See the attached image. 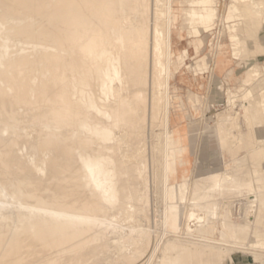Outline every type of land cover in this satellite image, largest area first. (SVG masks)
I'll return each instance as SVG.
<instances>
[{"label": "bare ground", "instance_id": "6f19581e", "mask_svg": "<svg viewBox=\"0 0 264 264\" xmlns=\"http://www.w3.org/2000/svg\"><path fill=\"white\" fill-rule=\"evenodd\" d=\"M13 1H16V0H13ZM22 1V0H21ZM20 0L18 1L19 3L21 2ZM30 2L29 3H31V1H36V0H29ZM41 0H39V1H37L38 3L40 2ZM44 1H46V0H43L42 1V3L44 2ZM52 1H56V0H52ZM59 2H60V0H58ZM58 1H56L55 3H57ZM80 2V0H62V3H60L59 4V2H58V4H59V7H60V9H63V10H59V12L61 11L62 12V15H63V17H61L62 15L60 14V16H59V12H58V9H59V7L57 8V6H56V9H53V7L56 5H50V10L51 9H53V11H55L56 10V12H52V10H51V13H50V10H49V13H48V15H46L45 13H36L37 12V9H38V11H40L39 10V8H37L36 7V5H35V7H34V9H35V13L36 14H39L40 16H38V15H34V10H32L31 8H33V7H30L31 5H33V4H31V5H28V1H27V3H26V1H24L23 0V2H25V3H23V5H25V4H27L26 6H29L30 7V9H31V14H33L34 16H36V19L39 17H43V16H45L46 15V17H47V19H46V17H44V19H42L41 18V20L43 21V20H46L45 21V23L48 25V24H50V25H48V27L49 26H51L50 28H52V33H53V31H55L56 30V27H54V25L53 24H55V23H51L52 22V17L50 18V16L49 15H51L52 13H54V15H52L53 16V19H57L56 20V22H58L59 20V24L58 23H56V24H58L59 26H61V27H63V32L61 31L62 29H59V27L57 28V29H59L60 30V33H59V31L58 30H56L54 33H56L57 35H58V37H56V39L58 38V40L60 39V37H62L61 38V40H57V47L58 48H60L59 50H61V52H62V49H64V50H66V48L68 49L69 47H73V46H76V43H77V47H73V49L72 48H69V49H71V50H73V51H70L69 49L67 50L68 51V53H65V52H67V51H65V52H63L62 54L60 53V51H58L56 48V50L57 51H55V52H59V55L61 54V56H64L63 54L65 53L66 54V59L64 58V57H61V58H59V57H57V59L60 61V59H65V61L67 60V57H68V54H70V57L72 56L73 58H74V60L76 59V60H80V58L81 57H85V56H87L88 54H89V56H88V59H90L89 57H91V60H87V57L83 60V58H81L82 59V61H84L83 63H85V61H87V65L89 66L90 64V66H93L94 67V65H95V63H96V66L94 67L95 68V70L93 69V68H91L90 66V68L91 69H93L94 71H92L90 68H87L88 70H90L91 72H92V74L94 75L93 77V79H92V76H90V78H89V81L92 79V81L95 79V77H96V81L97 82H95V83H97V91L99 92V93H97V95L94 93L95 91H92V93H94L96 96V98L98 99H96V98H94V94H92L90 91H87L86 92V90H87V88H86V90L84 91V92H86V93H84L82 90H84V87H90V88H92V87H94V85H96V84H92L93 86L91 87L90 85H88V84H86V83H84V82H87V81H81V79H80V81H78V80H75L74 79V76H73V79H74V81H73V79H72V76H70L71 75V72H73V71H70L69 70V76H68V74H67V76L66 77H68V78H70L71 77V80H72V82H73V84L71 85L70 83H69V85L67 86V87H71V86H73L74 84L76 85V83L78 84V85H80L81 87H83V89L81 90L80 88H78V90L80 91H78L80 94H79V96H77V87L76 86H78V85H74L75 87H76V89L74 88V86L72 87V89H74L75 90V92L73 93L72 91L73 90H71L70 92H71V94H69V96L70 95H73L75 98H74V100H72L71 101V96H70V98H68V95H67V97L65 96L66 94H64V93H62L61 95H63L64 94V96H65V98L66 99H64V98H62V97H59V95H58V88L60 87L59 85H60V83L58 84V80H59V78L57 79V77L55 76V75H57L58 73H56V72H58V71H60V69L62 70V69H64L65 67H64V63H62V65L61 66H63L64 68H61V66L59 67H57V68H59V70L55 67V70H56V72L54 71V70H52V69H54V68H52L51 66H56V65H59V64H57L56 62H54V60L53 59H55V58H52L51 56H52V53H54V51H52L53 49H54V44L51 46L50 45V43H51V41H50V43L48 44L47 42L45 43V41H46V38H44L45 39V41H40V37H42V39H43V37H46V35L44 36V35H42V36H40L41 34H43V32L42 33H40V30H38L39 28H40V24L42 25V29H43V27L44 26H46L47 27V25L45 24H43V23H41V21L38 19V21H39V23L37 22V21H35L34 20V18L32 17V15H30L31 17H32V19H33V21H35V26H37V24H39L36 28H35V26L33 27L35 30H33V31H35L36 33H40V35L38 36V40L42 43L43 42V44H48V45H50V46H48V47H42L43 45L41 44L40 45V43H36L35 42V40L37 41V38H36V35H35V40H34V37L33 38H30V36L32 35L33 36V34L35 33H30L32 30L31 29H33L32 28V26H31V24H33L34 22L31 20V18H30V16H28L29 14H30V11L28 12V10H26V12H25V10L24 9H22V10H19L18 9V7H16V6H19L20 5V7L22 6L21 5V3L19 4V5H16L15 4V7L19 10V13H21L22 14V12H20V11H23V12H25L24 14V19L26 18V13H28V15H27V18L29 19V22L31 21V23H28L29 25H26L27 27H25V25H23V23L25 24V22L27 21V19H25V22H24V20H23V23H22V27H24V28H22V30L21 31H18V32H21V34H23V33H25V31L27 32V28H28V31H30V32H28L27 34H28V37H27V34L25 33V37L26 38H30L29 40H28V42H31L32 44H36V46H33L32 45V47H33V49H32V51L33 52H31V49H30V51H27V52H31V54L32 53H34V50H35V52L37 53L38 51H39V49H46V51L43 49H41L40 50V53H42L43 51L44 52H47V53H49V51H50V49H52L51 51H50V58L48 57V55L49 54H47V53H45V56H44V52H43V55H42V57L44 56L45 57V59H44V57L42 58V59H44L45 61L43 62V64L44 63H46V64H44V66H43V64L41 63L42 61H40V63H39V60H41V58H39L38 59V57H40V56H38L37 54V56H35V57H37V59H36V61L38 60V66H40V67H44V71L46 72V73H48L49 71L47 70L46 71V69H45V67H46V65L47 64H49V67H51L52 69V71H54L56 74L55 75H51V76H53V77H56V79L57 80H55L53 77H51L52 78V80H54L53 82L55 83V81L57 82V83H55V84H58L57 86L55 85V86H53L52 85V83L51 84H49L47 87L45 86V85H42V86H45L44 88H45V97H43V99L42 98H40L41 99V102H42V104L44 103L45 104V106H43V108H38V107H36L35 105L36 104H34V106L35 107H33V106H31L29 109H27V110H29V111H26V109L24 110V111H26V112H28V116H27V113L25 112V114L26 115H24V116H26V117H28L29 118V112L31 111V108H33L32 110L33 111H31L32 113L34 112V114H35V111L36 112H38L39 110H37L36 108H38V109H42L43 110V112H44V115H47L48 116V118L47 117H44V116H42L43 115V113H41V117H39V115H38V117L39 118H43V121H48L49 122V120H50V122H52L51 124H53V122L54 123H56V122H58V124H59V122H60V124H61V122L63 121V120H65V119H68V120H72V122H71V124H70V122H68V120L66 121V124L65 123H62L61 125H63V124H65V127H67L68 128V126H69V129H68V132H69V130L70 129H72L73 128V126L72 125H77L78 124V127L77 126H75V128H73V129H75V131L74 130H71V131H73V133L74 134H72V132H70V133H68V132H66V133H64V131L63 130H65V128L63 127V126H61L60 124H59V126H57V128L59 129H57L55 126L56 125H58L57 123L53 126V125H51V124H48V122H46L47 124H45V122H43L42 120V125H43V127H42V130H43V132L44 133H47V135H45L44 133H41V135L42 134H44V136H46V137H48V139H47V142L49 143V144H45L44 143V145H45V147H49V145L52 147V149L51 150H53L54 151V154L55 155H53L54 157H50L49 158V162H47V159L45 160V158H44V156H42L43 158H44V160L46 161V162H44V160H40V158H41V156L39 155V151L41 150L42 151V149L43 148H41V147H44L43 146V142L42 143H38V145H42L41 147L40 146H38L37 144H35L34 145V143L35 142H32L33 144L32 145H34V146H32L33 148H32V151L34 152V147L37 145V147L35 148V149H37L36 151L38 152H36L38 155V157H40L39 159H38V157H36V155L34 156V157H36V159H34V158H32V156L33 155H31V154H29V155H31V158L29 157L28 159L26 158V157H28L27 155L28 154H26V157L25 158H23L22 156H24V154H22V156L20 155L19 157H22L23 159H25V160H22L21 161V159L22 158H20V160H18V154H17V157L15 156L16 154H14V153H16V151L17 152H19V151H21L23 148H24V146H25V144H27V141H26V143L25 142H23V143H25L24 145H22L23 146V148L21 147L20 148V146H19V148L21 149V150H18V149H16V151L15 152H12L11 151V153L10 152H8V148H9V150L12 148V145H11V147H10V145H8V142L10 141V139L12 140V137H14V134L15 133H17V134H19L20 135V133L19 132H16L17 130H16V128L15 127H13V125H12V127H11V125L10 124H13L12 123V121H11V123H10V118L12 119V118H15L16 119V116L17 115H13L14 114V112H16L17 111V109H19V108H15V110L16 111H13L12 113H8V118H6V121L9 119V121H8V125H10V128H12L13 129V131L14 130H16L15 132H13V133H11L10 131H12L10 128H9V131H7V132H9V133H7V135L9 136L10 135V133L11 134H13V136H9L8 138L9 139H7V138H2L4 135L3 134H1V135H3V136H1V138H2V140H1V138H0V148L2 149L3 148V150L1 151V149H0V249H2L1 247L3 246V244H6V243H8V242H6V241H9L10 239H8L9 238V235L15 230V229H17V227L18 226H16L15 225V221L17 220V222L19 223V224H22L21 225V227H22V229L21 230H23V231H25L26 232V234L27 235H23L24 237H26L25 239V241H32V243L31 244H29V243H27V242H25L24 240H23V236H21L20 237V235H19V239L17 240V241H19V242H17V241H15V242H13V243H9L10 245H12L11 247L10 246H5L6 248H4L3 250H7V252L5 253V252H3V254H4V256L2 255V254H0V257L2 256V258L0 259V264H26V263H28V262H30L31 260H29L30 259V256H29V252H36L37 254H33L32 252V255H31V258H32V260L34 259H37L36 258V256L33 258V255H38L39 257H41L43 254L44 255H46L45 254V252L44 251H46V249H50L51 248V250H52V252H49L50 250H48V254L47 255H49L50 253L52 254H50V256H56V255H60L61 254V250L60 249H62V248H64L65 246H67L68 247V249H76L75 251H74V253H76L77 255H74L75 256V259H76V256H78V247H80V246H82V249L81 248H79L80 249V254L81 253H84V254H81V255H83V256H87L88 255V259H89V257L91 256V253L92 252H94L95 253V247L94 246H96V244H98V241H96V237H91V238H96L95 239V241L97 242H93L92 244L94 245L93 246V250H95V251H91V249H89V247H88V250H90L91 251V253H90V256H89V252L87 253V251L85 252V250H86V247L87 246H89L91 243H89L91 240L89 239V240H84L85 238L84 237H86V236H88L89 235V232H91V231H95L96 229H98L97 231H99V229H100V231H99V233L100 232H102L103 233V231H104V234H100V238L102 237L101 235H104L103 236V238H102V240H104V237H105V240L106 239H111L110 240V243H111V245L110 246H112V242H113V244H115V245H113L114 247L116 246V248H117V250H118V253H116V251H114L113 253L114 254H119V252H123V251H127L126 253H122V255L119 257V256H117L116 255V258L117 257H119L118 259V261L119 262H121V263H128V264H138L137 262V260H135V257H137V256H139V255H141V254H137L136 256H134L137 252H136V250L137 249H134V246L139 242V240L141 241V240H144V239H142L141 238V236L142 237H144V235H146L147 233H145V234H140V233H137V236H138V234L140 235V239H139V237L137 238V236L135 237V235H136V233L135 232H137V231H134V233H135V235H134V238H132V237H130L129 235H132V233L133 232H127V231H125V229L123 228V227H121V226H118L117 224H112V222L110 223V222H106V216L108 217V215H109V217L110 216H112L113 214H111L110 215V213H114L113 211L111 212L110 211V213L109 214H107V211L106 212H104L103 211V214L105 213L106 214V216L103 218V219H100V218H102L103 217V214L102 213H99V211H102V209L103 208H106V209H112V208H114V207H117V208H122V210H124L126 207V209L127 210H129L130 208L129 207H132V206H134V205H136V203L134 204V205H132L131 203H134L133 201H131V206H125L126 204L128 205V202H126V203H121L122 204V206L123 207H125V208H123L122 206H120V204H117V202L119 201V200H121V197L122 196H124V189H126L127 188V186H128V184H130V182H128V184H127V182L125 183V181H127V180H125L124 182H122L123 180H121V182L119 181V183L120 184H118V178L120 177V176H125L126 174H127V176H129L130 175V170L131 169H129L132 165H129V168H128V166L126 167L123 163V166L126 168V170L127 169H129V170H127V171H125V168H124V171L126 172V174H124V175H122V172H121V175H120V172L119 171H117L118 169H117V166H119V165H116V161H115V158H118L117 156V153L115 154V155H117L116 157H115V155L113 154L114 153V151L117 149V147L118 146H116V144L117 143H120V142H117V139L118 138H120V137H118V138H116V135H115V133L116 132H113V128H120V126L122 125V124H124V123H126V124H124L125 126V128L124 127H122V128H124V129H126V127H127V130H129L128 128H130V130L129 131H132V130H140V132L141 133H143L142 131V129H137V128H134L133 129V125H135V124H133L134 122L136 123V121H137V123H136V125L137 124H142L143 123V119H139V117H135V114L137 113V116H140L139 114H140V111H139V109L142 111V109H143V107H144V104H146V96H145V99H144V97L142 96V95H145V93L143 92V90H140L141 88H143V87H145V86H147V82L149 81L148 79V75H150V73H152L153 74V76H155V74L154 73H156V71L155 70H153V71H155L154 73L153 72H151L150 71V69H151V67L153 66V68H154V66H159L162 70H163V72L166 74V82H165V86L164 87H161L160 86V84H159V86H158V84H157V86L159 87L157 90L159 91V90H162V88H164V90H162V91H164V94H165V96H166V98H165V114H164V120H163V122H164V124H163V129H164V132L162 133L163 135H162V139L160 140L159 139V141L158 142H155V144H153V146L151 147V149H152V160L151 161H153V165H154V167H153V169L155 168V170H154V172L156 173L155 175H157V173H158V170H160V172H161V170L163 171L162 173L164 174V188H163V192L160 190L161 189V183H159V186H160V189H155V196L156 197H161L160 199H161V201H162V203L164 204V211L161 213V219H162V228H163V232L166 234V233H168V235L170 234V233H172V234H176V233H178V232H180V230H184V234L186 235V237L188 236V237H192L193 238V236H195V235H197V236H199V238L201 237V238H203L200 242H204L203 244H194V246H192V245H190V246H192V248L190 247L189 248V246H186V241L184 242V243H186L185 245H183V244H181V243H177L178 241H176V240H173L172 241V239L171 240H168L169 241V247H168V244H167V246H166V244H165V242H164V244H165V248L163 249L167 254L166 255H164V257H162L161 259H156V263L155 264H264V189H262V186H264V185H262V186H256V185H254V184H251L250 182L252 181V180H254V182L255 183H259V182H261L262 180H264V96H263V91H262V88L264 89V87H261V91L262 92H260V91H257L256 89H258L259 88V85H260V80L261 79H263L264 77H263V75H262V71L260 70V68H259V66H257V69L255 68V66L254 65H251L249 68H247V70L245 71V72H247L248 73V75H247V73H246V79L247 80H245V77L243 78L244 79V81L246 82L247 81V83H250V79H252V78H250V76H252L251 74L252 73H254L255 72V78H257V79H253L252 81H254L255 80V84H253V86L251 87V88H248V90H247V92H248V94H249V98H248V100L244 103V105H242V107H244V112H245V116H246V119L252 124V123H255L253 126H252V133H253V138L257 141V147L256 148H251L252 149V151L250 152L251 153V155H252V157H251V163L249 164V161L248 160H246L247 161V164H249L252 168H250V166H249V170L248 169H246V172L243 174V177L242 178H244L243 180H240V179H238L237 177H239V175H241V174H239V173H241V171H238V172H236V173H231V172H233L232 170H229L228 168H227V165L225 166V167H221V168H218V165L216 164V161L214 162V161H211V163H213V164H210V161H209V164L208 165H205L204 163H202L203 165H202V167H204V169H205V171L203 172V173H199V164H201L200 163V156H201V150H202V146L203 147H207L206 149L209 151V152H211V153H213L212 151H213V149H214V147H213V143H212V141H210L209 142V144L207 143V142H205V141H203L202 143H201V145H200V149H199V153H198V155H197V157L195 158V160L193 161L194 163H195V168H196V178H197V180H196V178H194L196 181H199V180H201V182L202 183H206L205 184V186H203V191L205 192H200L201 194H202V196L201 195H199L198 196V194L196 193L195 194V191H193L192 190V192H194L193 193V195H192V197L189 199L191 202L190 203H192L191 204V206H192V208H190V207H187L186 205V202H188L187 201V196L189 195L188 193H190V192H188L187 193V190H189L188 189V182H187V179H185V180H183V181H180V183H178V181H176V180H174V178H175V174H176V168H175V160H174V156H175V150L172 148V147H170V144H171V140H172V132L171 131H169V129H168V124H169V114H168V107H170L171 105H169V100H171V98L169 99L168 98V92H167V88H168V79H169V71L171 70H168V67H169V65H168V67H166L164 64H163V62H162V60L164 59V60H166V62H168L171 58H173L174 59V57H176L180 62H186L187 60H189L190 59V57H189V49L197 42V38L198 37H200V38H202V40L203 41H205V39L206 38H208L210 35H211V30H212V28H213V26H214V24H215V19H216V15H217V6H216V0H167V2H166V5L164 6L165 7V9H163V7H162V9L164 10V14H161L160 16L162 17V15H165V20H163V21H166V26H165V24H164V26H165V28L166 29H161V28H159V26H158V23H156V22H158V21H160V19H161V17L159 18V20H157L155 23V25L153 26V28L151 29V32H150V35L148 34L149 32L148 31H146V30H149V28L148 29H146V30H144V29H141L140 30V28L138 27V26H142V25H137V23H136V25H134V21L132 22V25H129L130 23H129V21H127V20H130V18L128 19V17L130 16L129 14V16L127 15V9H129L130 11V13L133 15V13L131 12V10H133L132 8L130 9V8H125L126 9V15H127V20L125 21V18L123 17V22H122V20H120V16L119 17H116V18H119V20H120V22H122L123 24H124V28H126L127 26H125L126 24L127 25H129L130 26V28H126V29H128L127 31H125L126 29H122V30H124V31H122V32H120L119 30L121 29V27L123 26L122 24H120V25H118V26H121V27H117V25H116V27L117 28H120V29H117V32L119 31V33L117 34V32H116V34L115 33H113V35L115 34V36H113L112 38H107L103 33H105L106 34V32H108L109 33V31H110V29H112L111 27H110V29H108L107 27H108V25L106 26V28H107V30H109V31H106V32H100L101 30L102 31H105L106 29L105 28H103L102 29V27H105V26H102L101 27V25H100V23H102V25L103 24H105L106 22L104 21V20H106V19H104L105 17H104V15H107V17H110L109 19H112L111 17H113L115 14L114 13H116L117 11L116 10H118V9H114V8H116V7H113V8H109L108 10H110V9H113L112 10V15L113 16H111V15H109L110 14V11H109V13H105L104 11H100V14L99 13H97V16H99L100 15V17H95V19H94V17H93V15L92 14H90V12H91V10H92V12H93V14L94 13H96V9L98 8L99 9V7L100 6H95V7H97L95 10H93L92 9V3H96V1L94 2H92L91 3V1L89 0L88 1V3H90L91 5H89V6H91L90 7V10H89V8H88V10H84V16L88 13V15L86 16V18L87 19H89V17H90V21L92 20H94V21H96V20H98L97 21V23L100 25H98L97 26V28L99 27V29H97L96 30V27H94V26H96L95 25V23L96 22H90L89 20H88V22H90V24L92 25H90V24H88L87 23V20L83 17V18H81V11L80 10H82L83 9V7H82V4L80 5L79 4V2ZM98 1V0H97ZM106 3V5H109V1L107 2V0H104ZM112 1V0H111ZM117 0H115V1H112L110 4L112 5V3H115ZM120 1H122V0H120ZM161 1V0H160ZM165 1V0H164ZM241 1V2H240ZM248 2L249 3V5H246V8H245V4L246 3H244V5H243V3L242 2ZM2 2L3 3H9V2H12V0H2ZM78 2V3H77ZM101 2H102V0H100L98 3L99 4H101ZM125 2H126V5H125V3L123 4V6L124 7H126V6H128V5H130V3H129V1H126L125 0ZM136 2H138V0H136ZM139 2L141 3V1L139 0ZM138 2V3H139ZM145 2H147V0L145 1V0H143V2L141 3V4H145ZM157 3H158V1H156ZM155 2V3H156ZM232 2L234 3L233 5H230L229 7H228V17H227V20L228 19H230L231 18V15L234 13V12H237L238 13V11L239 10H241V9H239L238 11H237V9L238 8H240V7H238V6H236L237 5V3L238 2H240V4H242V6L239 4V6H241V8H243V6H244V8H245V10L243 11V13H244V18L246 19V21H248V25H249V29H250V31H248L249 33L250 32H252V31H255V30H257L256 31V33L255 34H257V39H258V41L261 43V41H260V39H259V37L262 35V32H263V30H264V1L263 0H232ZM12 3H16V2H12ZM36 3V2H35ZM34 3V4H35ZM41 3V2H40ZM39 3V4H40ZM44 3H45V5H46V3H48L46 6L44 5ZM42 5H44V6H42V8L40 7V9L42 10V11H44L43 10V7H44V9L45 8H47V6L49 5V3L51 4L52 2L51 1H49V0H47L46 2H44ZM76 3H77V5H76ZM87 3V2H86ZM103 3L104 2H102V5H103ZM108 3V4H107ZM127 3H129V4H127ZM140 3L137 5V6H139L140 5ZM149 2H147L146 4H148ZM156 3V4H157ZM160 3H162V2H159L158 4L160 5ZM164 3V2H163ZM183 3H184V5H186V7H183ZM5 4H3V5H5ZM63 5V4H66L65 6H62L63 8H61V6L60 5ZM81 6H79V5ZM133 4H134V2H133ZM137 4V3H136ZM136 4H135V6H136ZM145 4V5H146ZM151 4V3H150ZM155 4V5H156ZM2 5V4H1ZM41 5V4H40ZM96 5V4H95ZM152 5V4H151ZM10 6V5H9ZM8 6V7H9ZM14 6V5H13ZM79 6V7H78ZM118 6V5H117ZM120 6V5H119ZM118 6V7H119ZM131 7H132V4L130 5ZM134 6V5H133ZM137 6H136V8H137ZM141 6V5H140ZM148 6H150L149 4H148ZM147 6V7H148ZM15 7H13V8H11L12 9V12H13V9L15 8ZM19 7V8H20ZM24 8H26L25 6H23ZM28 7V8H29ZM65 7V8H64ZM74 7V8H73ZM103 7H104V5H103ZM122 7V6H121ZM143 7V5L141 6V7H139L138 9L140 10L141 8ZM146 7V8H147ZM158 7V6H157ZM156 7V8H157ZM238 7V8H237ZM0 8H2V7H0ZM3 8H4V6H3ZM7 7L5 6V9H6ZM55 8V7H54ZM77 8H79V9H77ZM101 8V7H100ZM151 8V10H152V6L150 7ZM10 9V8H9ZM70 11H69V10ZM73 9V10H72ZM74 9H75V11H74ZM102 9H104V8H102ZM143 9L145 10V7H143ZM149 9V7L147 8V10ZM158 9H161L160 7L158 8ZM7 10V9H6ZM15 10V9H14ZM46 10V9H45ZM80 12H79V11ZM41 11V12H42ZM47 11V10H46ZM67 11V12H66ZM83 11V10H82ZM95 11V12H94ZM122 11V10H121ZM120 11V7H119V10H118V12L116 13V14H118V13H121L122 14V12ZM161 11V10H160ZM242 11V10H241ZM240 11V12H241ZM7 12H10L9 10H7ZM15 12V11H14ZM48 12V11H47ZM58 12V15L57 14H55V13H57ZM63 12H65V13H63ZM70 12V13H69ZM72 12V13H71ZM78 12V13H77ZM123 12H124V10H123ZM128 12V13H129ZM135 13H136V15L137 14H139V13H137L136 11H134ZM141 12V11H140ZM149 12H150V10H149ZM163 12V11H162ZM161 12V13H162ZM2 13V10H1V12H0V14ZM3 13H4V11H3ZM17 13V12H16ZM15 13V14H16ZM67 13V15H69V16H67V15H64V14H66ZM86 13V14H85ZM144 13H146V11L144 12ZM144 13L142 12V14L143 15H141V16H144ZM147 13H148V11H147ZM156 13H157V11H156ZM14 14V13H13ZM12 14V15H13ZM18 14V13H17ZM16 14V16H20L21 14H18L17 15ZM80 14V15H79ZM92 15V18H91V16L90 15ZM99 14V15H98ZM104 14V15H103ZM125 14V13H124ZM158 14H160L159 12H158ZM56 15V16H55ZM123 15V14H122ZM125 15V16H126ZM135 14H134V16H136ZM146 15L147 14H145V16L144 17H146ZM156 15V14H155ZM241 15H243V14H241ZM240 15V16H241ZM1 16L2 17H4L2 14H1ZM38 16V17H37ZM48 16H49V20H48ZM55 16V17H54ZM58 16V17H57ZM64 16H66V17H64ZM94 16H96L95 14H94ZM149 17H151L150 15H148ZM1 17V18H2ZM23 16H21V17H19V18H22ZM57 17V18H56ZM102 17H104V18H102ZM122 17H121V19H122ZM131 17V16H130ZM243 17V16H242ZM1 18H0V22L2 21L1 20ZM9 18H10V15H9ZM59 18V19H58ZM63 18V19H62ZM66 18V19H65ZM99 18H101V19H99ZM115 18V17H114ZM135 18V17H134ZM140 18V17H139ZM155 18H156V16L154 17V20H155ZM240 18V17H239ZM3 19V18H2ZM6 19V18H5ZM17 19H18V17H17ZM16 19V20H17ZM83 19L86 21V22H84L83 21ZM147 19V18H146ZM156 19H158V17L156 18ZM162 19H163V17H162ZM219 19H221L222 20V18H219ZM4 20V19H3ZM9 20V19H8ZM15 20V19H14ZM14 20L13 21H11V22H14ZM51 20V21H50ZM64 20H66V22L64 21ZM100 20H101V22H100ZM102 20L104 21V23L102 22ZM107 20H108V18H107ZM141 22H143L144 21V19L143 18H141V19H139ZM139 20H136V21H138L139 22ZM143 20V21H142ZM153 20V21H154ZM48 21L50 22V23H48ZM63 21V24H61V22ZM110 21V20H109ZM108 21V22H109ZM132 20H130V22H131ZM146 21V20H145ZM147 21H149V18L147 19ZM147 21H146V25H150L149 23H147ZM5 22V21H4ZM3 21H2V23H4ZM11 22H9V23H11ZM16 22V21H15ZM65 22V23H64ZM107 22V23H108ZM126 24H125V23ZM129 24H128V23ZM185 22V25L187 26V28H188V31H187V39H186V42H185V46L183 47V48H181V49H179L177 52H175L174 51V47H173V30H172V24L174 23L175 25H177V23H180L181 24V27H182V24ZM2 23H0V32L3 30V28H2V26L4 25V24H2ZM17 23H18V20H17ZM17 23H16V25H17ZM66 23H68V25L70 26V25H72V27L73 26H75L76 27V30H77V33L80 35V33L82 32L81 31V29H82V25L83 24H85L84 26V29H90L91 27V31H93V32H91V34L89 35V34H84V33H82V35L84 34L85 36H89V38H88V42H86V40H85V38L84 37H79V39H80V41L79 40H75V39H78L77 37L79 36L77 33H75L76 34V37L74 36L75 34L74 33H72V31H75L73 28H75V27H71V29H73V30H71L70 29V27H67L66 28V26L64 25V24H66ZM87 23V24H86ZM144 23V22H143ZM154 23V22H153ZM14 23H12V25H13ZM27 24V23H26ZM110 24H114V22H110ZM139 24V23H138ZM145 24H143V26L145 25ZM236 25H237V23H235ZM242 24V23H241ZM251 24H252V26H251ZM7 25V24H6ZM12 25H7L8 27H4V32L3 33H0V74H4L3 75V80H2V78H0V82L2 83V82H8L9 84H12L11 82H13V81H16L17 82V84L19 85V87H22L23 89H28L27 87H29V97H34V96H36L35 95V91L37 90V93H39L38 91H39V89H36L37 87L34 85L33 87L36 89V90H34L33 89V87L31 88V86L33 85V84H36L37 85V83H35L34 82V80L36 79V78H34V77H37V78H41L42 79V76L41 77H39V75L37 76H33V79H32V76L30 77L31 79H32V81H31V84L30 83H27L28 81H29V79H26L25 77L27 76L26 74H25V72H26V65H28V64H30L31 62H29L28 64H26L25 65V63H27L28 62V58L26 57V55L25 54H27L28 55V53H23L20 49H23V48H20L19 47V45H17V47L16 48H18L19 47V49H13L12 47L14 46V48H15V44H13V43H11L12 42V35L16 32V34L14 35V37L16 36H18V34L20 35V33H18L16 30H19L18 29V27L17 28H15V25L14 26H12ZM19 25H20V21H19ZM18 25V26H19ZM44 25V26H43ZM64 25V26H63ZM81 25V26H80ZM89 25V26H88ZM94 25V26H93ZM114 25V26H115ZM172 25V26H171ZM184 25V26H185ZM231 25H233V24H231ZM231 25H228V26H231ZM239 25V24H238ZM237 25V26H238ZM29 26V27H28ZM31 26V27H30ZM53 26V27H52ZM80 26V27H79ZM87 26H88V28H87ZM143 26L141 27V28H143ZM228 26H226V27H228ZM45 27V29H43V30H46L47 28ZM65 27V28H64ZM90 27V28H89ZM93 27H94V29H93ZM115 27V28H116ZM145 27V26H144ZM175 27V26H174ZM19 28H20V26H19ZM25 28H26V30H25ZM49 28V31H48V29H47V31H45V34H47L48 33V35H49V32L51 33V29ZM54 28H55V30H54ZM68 28H69V30H70V32H69V30H68ZM79 28V29H78ZM81 28V29H80ZM101 28V29H100ZM123 28V27H122ZM180 28V27H179ZM244 28H247V27H244ZM2 29V30H1ZM15 29V30H14ZM67 29V30H66ZM105 29V30H104ZM174 29V28H173ZM237 29H238V27H237ZM25 30V31H24ZM38 30V31H37ZM78 30H80V31H78ZM143 30V31H142ZM239 30V29H238ZM22 31H23V33H22ZM32 31V32H33ZM69 33H68V32ZM87 30H83V32H86ZM112 31H113V29H112ZM112 31H110V32H112ZM143 33H142V32ZM147 32V35H149V37L148 36H145L146 35V33L145 32ZM180 31L182 32L183 30H182V28H180ZM12 32H14V33H12ZM61 32H62V35H64L65 34V32L66 33H68L69 35H67V34H65L64 35V37L61 35L60 36V34H61ZM114 32V31H113ZM180 32V33H181ZM246 32V31H245ZM18 33V34H17ZM29 33H30V35H29ZM51 33V35H53ZM140 33H142V34H140ZM145 33V34H144ZM55 34V36H57ZM72 34V35H71ZM111 34V35H110ZM110 34H107V35H110V36H112V33H110ZM144 34V35H143ZM252 34H254V33H252ZM47 35V36H48ZM78 35V36H77ZM83 35V36H84ZM142 35V36H141ZM31 36V37H32ZM50 36V35H49ZM66 36V37H65ZM69 36V37H68ZM71 36H73V38H71ZM238 36H239V34H238ZM237 36V37H238ZM13 37V38H14ZM18 37H20L21 39H22V37L23 36H18ZM17 37V38H18ZM24 38V37H23ZM53 38V37H52ZM68 38V39H67ZM71 38V39H70ZM75 38V39H74ZM84 38V39H83ZM178 38L180 39L181 38V34H179L178 35ZM25 39V38H24ZM56 39H55V41H56ZM63 39H64V41H63ZM67 39V40H66ZM73 39V40H72ZM254 39V38H253ZM256 39V40H257ZM16 40V39H15ZM31 40V41H30ZM47 40L49 41V39L47 38ZM70 40V43H71V45H68V46H66V48H64L65 46L63 45V42H65L64 44L65 45H67V42ZM75 40V41H74ZM84 40V41H83ZM147 40H150V44H148V41ZM248 40V39H247ZM14 41V40H13ZM19 41V40H18ZM17 41V42H18ZM21 41H24L23 39L21 40ZM27 41V40H26ZM63 41V42H62ZM72 41H74V42H76L75 43V45L73 44V42ZM79 41V42H78ZM83 41V43H80V42H82ZM147 41V42H146ZM253 41V40H252ZM255 41V40H254ZM17 42H15V43H17ZM34 42V43H33ZM60 42V43H59ZM86 44H85V43ZM209 42H211V39H210V41ZM24 43H25V41H24ZM27 43V42H26ZM62 43V45L60 46V44ZM245 43V42H244ZM250 43V42H249ZM256 43H257V41H256ZM260 43H258L259 44V46H260ZM17 44H19V42L17 43ZM34 44V45H35ZM37 44L38 45H40L39 47L40 48H38V46H37ZM59 44V45H58ZM72 44H73V46H72ZM78 44L81 46V48H82V50H81V48H79L78 47ZM149 45V47H147L146 45ZM210 44V43H209ZM240 44H241V41H240ZM252 44V43H251ZM26 45V44H25ZM25 45H22L21 44V46H23V47H25ZM30 46H31V44H29ZM83 45H85L84 47H83ZM212 45V44H211ZM27 46H28V44H27ZM210 46V45H209ZM251 46V45H250ZM256 46V44L254 45V47ZM51 47V48H50ZM242 47V46H241ZM253 47V48H254ZM257 47H258V45H257ZM30 48V47H29ZM38 50H36V49ZM76 48H79V49H76ZM84 48V49H83ZM114 48H116V49H114ZM259 48V47H258ZM257 48V49H258ZM27 49V48H26ZM54 49V50H55ZM78 50L77 51V53L78 52H80V54H81V52L85 55L86 54V52L88 53L87 55H83V54H75V55H77L76 56V58H75V55L74 54H71V53H73V52H76V51H74V50ZM148 49H149V52H148ZM210 49H211V46H210ZM254 49H256V48H254ZM256 49V50H257ZM261 49V48H260ZM12 50H14L15 52L14 53H12ZM24 50H25V48H24ZM47 50H49V51H47ZM80 50V51H79ZM84 50V51H83ZM263 50V49H262ZM18 51V52H17ZM253 51V50H252ZM22 53V55H21V57H22V61H19L18 60V58H20V57H17V56H20V55H16L15 57L17 58V59H13L14 58V56H12L11 54H14L15 55V53H17V54H21ZM25 52V51H24ZM70 52V53H69ZM85 52V53H84ZM209 52H212L211 50L209 51ZM246 52V51H245ZM244 52V53H245ZM248 52V51H247ZM250 52V51H249ZM257 52V51H256ZM264 52V51H263ZM262 52V53H263ZM39 53V52H38ZM148 53H149V56L151 55V58H149V60H148V58H147V56H148ZM208 53V52H207ZM261 53V52H260ZM30 54V55H31ZM211 54H213V53H211ZM210 53H209V55H211ZM214 54H215V52H214ZM41 55V54H40ZM55 55V54H54ZM74 55V56H73ZM83 55V56H82ZM10 56H12L11 57V59H13V60H11V59H9V57ZM26 57L28 60L26 61V59L24 58V57ZM47 56V57H46ZM56 56V55H55ZM57 56H58V54H57ZM79 56H80V58H79ZM31 57H34V54H32V56ZM153 57V58H152ZM212 57V56H211ZM210 57V58H211ZM214 57V56H213ZM23 58H24V60H23ZM29 58H30V56H29ZM47 58L49 59V60H53V62H52V64H51V62H47ZM52 58V59H51ZM73 58H71V60L73 59ZM93 58V59H92ZM209 58V57H208ZM33 59H35V58H32L31 60H29V61H32V63L31 64H33V66H37V65H35L37 62H34L33 61ZM70 59V58H69ZM69 59H68V61H69ZM212 59V58H211ZM210 59V60H211ZM214 59V58H213ZM212 59V61H214ZM14 60H16L15 62L16 63H18V64H15V62H14ZM48 60V61H49ZM71 60H70V62H71ZM75 60V62H74V64L77 62ZM78 60V62H77V64L76 65H78V63L81 61H79ZM92 60H94V61H92ZM19 61V62H18ZM24 61H26V62H24ZM63 61V60H62ZM67 61V62H68ZM81 61V62H82ZM89 61H91V63L90 64H88L89 63ZM179 61L177 62V63H179ZM24 62V64H22ZM72 62V63H73ZM92 62H94V65H93V63ZM170 62V61H169ZM169 62L167 63V64H169ZM12 63L14 64V65H16L14 68H16V70L14 69L13 70V72H12V74H11V78L13 79V80H11V78H9L10 79V81H6V77L8 78V76L6 75V72H9V69H10V67L12 66ZM54 63H56L55 65H53ZM60 63V64H61ZM72 63H70V64H72ZM83 63H80L81 64V66H83ZM210 63H211V61H210ZM215 63V62H214ZM23 65L22 67V69H24L25 68V71L24 70H22V71H20L21 70V65ZM50 64H51V66H50ZM80 64L78 65V66H80ZM86 64H84V65H86ZM180 65H181V63H179ZM239 64V63H238ZM237 64V65H238ZM13 65V66H14ZM20 65V66H19ZM25 65V66H24ZM69 65V64H68ZM67 65V66H68ZM73 65V64H72ZM75 65V66H76ZM180 65H178V66H180ZM183 65V64H182ZM256 65H257V63H256ZM32 66V65H31ZM170 66H172V64L170 65ZM240 66V65H239ZM38 68V69H40V70H36L35 68V70L37 71H35L34 73L36 74V73H38V74H40V75H43V78L45 77L44 76V74H41V70H43L42 68ZM48 67V68H49ZM84 67H86V66H84ZM84 67L83 68H81V69H84ZM211 67V66H210ZM30 68V67H29ZM28 68V69H29ZM47 68V67H46ZM47 68V69H48ZM69 68H70V66H69ZM74 68V67H73ZM202 68V66H201V63H200V61L199 60H197V61H195L194 63H191L190 65H188V66H186L185 68H184V70H183V72H181L182 73V75L181 74H179V75H181V77H183V76H190V77H196L197 79H199V80H203L205 77H204V74H202V73H200L199 72V70ZM213 68H214V66H213ZM33 68L31 69V71L32 70H34ZM71 69H72V67H71ZM156 69V68H155ZM157 69H159V68H157ZM178 69H179V67H178ZM232 69V68H231ZM231 69L229 70V73H227V74H230L232 71H231ZM5 70V72H3ZM50 70V71H51ZM64 70H66V68L64 69ZM74 70V69H73ZM88 70H86L85 69V73H86V76L87 77H85V78H87V80H88V75H91V73H87L86 71H88ZM23 71H24V75H25V77L23 76ZM29 71H30V69H29ZM30 71V72H31ZM63 71V70H62ZM75 71V70H74ZM83 71H79L80 72V75H81V72H83ZM159 71H160V69H159ZM179 71V70H178ZM231 71V72H230ZM251 71V72H250ZM30 72H29V74H30ZM33 72V71H32ZM54 72H53V74H54ZM61 72V71H60ZM64 72H66V71H64ZM67 72H68V70H67ZM79 72H77V73H79ZM10 73V72H9ZM22 73V74H21ZM42 73H43V71H42ZM50 73V72H49ZM180 73V72H179ZM21 74V75H20ZM51 74V73H50ZM50 74H49V76H50ZM64 75H65V73H63ZM88 74V75H87ZM148 74V75H147ZM151 74V75H152ZM245 74V73H244ZM8 75H10V74H8ZM32 75H33V73H32ZM46 75V74H45ZM59 76H61L62 75V73L60 74H58ZM64 75L63 76H61L62 78L64 77ZM82 75H83V73H82ZM81 75V76H82ZM171 75V74H170ZM213 75V74H212ZM1 76V75H0ZM4 76H6V77H4ZM46 76H48V74L46 75ZM48 76V77H49ZM76 76H78L79 77V75H77L76 74ZM25 78L26 80H28V81H26V83L24 82L25 80H22L23 78ZM60 77V79H62ZM83 78H84V75L82 76ZM161 77V76H160ZM180 77V78H181ZM22 78V79H21ZM79 78H81V77H79ZM153 78V77H152ZM156 78H157V74H156ZM214 78L216 79L217 78V76L216 75H214ZM248 78H250L249 79V82H248ZM38 79V80H39ZM44 79H46V78H44ZM44 79H42L43 81H44ZM50 79V78H49ZM165 79V78H164ZM5 80V81H4ZM8 80V79H7ZM42 80H40V83H42L43 84V81ZM63 80V82H65L64 80H66L65 78L64 79H62ZM70 80V79H69ZM82 80H86V79H82ZM35 81H37V80H35ZM42 81V82H41ZM46 81V80H45ZM61 81V80H60ZM67 81V80H66ZM77 81V82H76ZM88 81V82H89ZM91 81V82H92ZM157 81H159V80H157ZM243 80L241 81L242 83H245ZM252 81H251V84H252ZM263 81V80H262ZM47 82H51V81H48V78H47ZM62 82V81H61ZM69 82V81H68ZM71 82V83H72ZM76 82V83H75ZM87 82V83H88ZM163 81H161V83H162ZM14 84H15V86H11L12 88H14L15 89V94H16V83L15 82H13ZM38 83H39V81H38ZM82 83H83V85H82ZM90 83V82H89ZM153 83H155V81H153ZM241 83V85L240 86H242L243 87V84ZM247 83H245L246 85H247ZM13 84V85H14ZM29 84V85H28ZM66 84H68V83H66ZM262 84V83H261ZM264 84V83H263ZM263 84H262V86H263ZM2 85V84H1ZM7 84H5V86H6ZM47 85V84H46ZM155 85V84H154ZM163 85H164V83H163ZM246 85H244L245 86V88H246ZM250 85V84H249ZM4 86V84L1 86L3 89H5V90H7L8 88L10 89V87H8L7 88V86H6V88H4L5 87ZM10 86V85H9ZM59 86V87H58ZM248 86V85H247ZM18 87V86H17ZM64 86H61L60 87V90L62 91V89L61 88H63ZM66 86H65V88H67ZM69 87V88H70ZM148 87V86H147ZM154 87V86H153ZM12 88H11V90H10V92L12 91ZM31 88V89H30ZM90 88H88V89H90ZM96 88H94V90L96 89ZM155 88H156V85H155ZM228 88V87H227ZM14 89H13V91H14ZM18 89V88H17ZM131 89V91H133V89H136V91L135 92H131L132 94H129L130 95V100L128 99L127 100V98L129 97L128 96V94H126L127 96V98L126 99H124V98H121L120 96H117V95H119V93L121 92H126V90H130ZM242 88L240 87V90H241ZM244 89V88H243ZM242 89V90H243ZM4 90V91H5ZM41 90H43L42 88H41ZM59 90V91H60ZM66 89H64L62 92H65V93H67L66 91H65ZM91 90V89H90ZM144 90H145V88H144ZM147 90V89H146ZM236 90V89H235ZM245 91H246V89H244ZM2 92L1 91V89H0V92H2V93H4V95L6 96H8L10 93H8V94H5L6 92H8V91H6V92ZM13 91L11 92V94H12V99H13V95H14V93H13ZM19 91H21V88H20V90H18V92ZM25 91V90H24ZM154 91V90H153ZM222 91V90H221ZM226 91V90H225ZM228 91V103H232L231 101H233V100H235V95L234 94H232V91L231 90H227ZM237 91V90H236ZM244 91V92H245ZM17 92V93H18ZM69 92V91H68ZM69 92V93H70ZM114 92H118V93H115L116 94V96L115 97H113L114 98V100L112 99V101H116V107H115V109H111L110 107V109L112 110L111 112H113V113H111L112 115L114 114L115 115V118H116V120L114 121V120H110V118H109V114H110V112H109V110L107 109V107H108V105L106 106L105 104V102H106V100H108L109 101V99H110V97L113 95V93ZM143 92V93H142ZM156 92V91H155ZM192 92V91H191ZM239 92V91H238ZM243 92V91H242ZM1 93V96H0V109L3 111V107H4V112H5V106L8 104V105H10L9 103H10V101H11V99H9L10 101H6V100H4V98L3 97H5L3 94ZM41 93H42V91L39 93L40 94V96L42 97L43 95H41ZM73 93V94H72ZM128 93V92H127ZM152 93V92H151ZM169 93H171V92H169ZM195 93V92H194ZM241 93V92H240ZM10 94V95H11ZM18 94H20V93H18ZM22 95H26L24 92L23 93H21ZM39 94H38V97H40L39 96ZM43 94V93H42ZM60 94V93H59ZM76 94V95H75ZM162 94H163V92H161V95H160V91H159V94L158 95H160L161 97H162ZM196 94H198V93H196ZM236 94V93H235ZM10 95H9V98H11L10 97ZM125 95V94H124ZM156 95V94H155ZM158 95H157V97H158ZM191 95V94H190ZM233 95H234V99L232 100V98H233ZM3 96V97H2ZM6 96V97H7ZM73 96H72V99H73ZM199 96V95H198ZM198 96H196V95H192V96H190V97H188V100L189 101H193L194 103H198L199 101H200V99H199V97ZM18 96H17V94L16 95H14V100H12L13 102H16L17 101V98ZM20 97H22L21 95H20ZM20 97H18V99L20 98ZM27 98H29L28 96H26ZM117 97V99H118V97H119V100H116L115 98ZM149 97V96H148ZM152 97H154L153 95H152ZM171 97V96H170ZM173 97V96H172ZM3 98V99H2ZM24 98V97H23ZM27 98H26V100H27ZM31 98V99H32ZM159 98V97H158ZM158 98L157 99H155V101L157 100L158 102H159V100H158ZM163 98V97H162ZM161 98V99H162ZM6 99V98H5ZM22 99V98H21ZM38 99V98H37ZM68 99H70V100H68ZM160 99V100H161ZM169 99V100H168ZM8 100V99H7ZM20 100V99H19ZM19 100H18V102H19ZM25 99H24V101H26ZM111 100V99H110ZM22 101H23V99H22ZM29 101H30V103L32 104V100H28L27 101V103H29ZM34 101L35 100H33V103H34ZM99 101V102H98ZM112 101H111V103L110 104H112ZM144 101H146V102H144ZM155 101H153V99H152V101L151 102H155ZM156 101V102H157ZM173 101V100H172ZM5 102L7 103V102H9V103H7L6 105H5ZM21 102V101H20ZM59 102H62L63 103V105L61 106L60 105V103ZM105 104H104V103ZM155 102V103H156ZM22 103V102H21ZM39 103V102H38ZM37 103V104H38ZM58 103H59V105H58ZM98 103H102L101 105H102V107L104 108V107H106V109L104 108H102V107H100V104L98 105ZM108 103V102H107ZM154 103V104H155ZM172 103V102H171ZM26 104V103H25ZM30 104V105H31ZM154 104H152V106L154 107ZM157 104V103H156ZM173 104V103H172ZM183 104V103H182ZM181 104V106H183ZM12 105H13V103H12ZM15 105V106H14ZM13 105V110H14V107H17V105L16 104H14ZM22 105V104H21ZM28 105V104H27ZM33 105V104H32ZM40 105V104H39ZM58 105V106H57ZM149 105V104H148ZM158 105V104H157ZM157 105H155V109L157 108L156 106ZM161 105H162V103H161ZM163 105H164V103H163ZM230 105H233V104H230ZM47 106H49V110H51L50 111V113L49 112H46L45 113V110H46V108H47ZM53 106H57L56 108L54 107L53 108ZM60 106V107H59ZM75 106H76V108L78 109V112H74L73 110H72V108H75ZM110 106V105H109ZM112 106V107H113ZM143 106V107H142ZM159 106V105H158ZM174 106V105H173ZM178 106V105H177ZM229 106V105H228ZM10 107V106H9ZM24 107V106H23ZM29 107V106H28ZM46 107V108H45ZM62 107L64 108V109H62ZM141 107H142V109H141ZM153 107H151V111H152V108ZM164 107V106H163ZM179 107H180V104H179ZM7 108V107H6ZM12 108H9V111L11 110L12 111ZM36 110H35V109ZM174 108V110H176V105H175V107H173ZM23 109V108H22ZM145 109V108H144ZM149 109V108H148ZM157 109H159V107L157 108ZM161 109V108H160ZM159 109V111H162V110H160ZM35 110V111H34ZM41 110V111H42ZM164 110V109H163ZM8 111V112H9ZM47 111V110H46ZM159 111H157L156 110V112L157 113H155L154 112V110L152 111V112H154V114L152 113L151 115H154V116H152V117H155V115L157 116L160 112ZM4 112H2L3 113V116H1L2 115V113H1V115H0V117H1V121H0V123L2 124V122L5 120V113ZM23 112V111H22ZM139 112V113H138ZM142 112H144V111H142ZM159 112V113H158ZM169 112H170V110H169ZM7 113V112H6ZM16 113H18L19 114V112H16ZM39 113V112H38ZM86 113V114H85ZM145 113V112H144ZM172 113V112H171ZM12 114V116H10ZM31 114V113H30ZM49 114V115H48ZM77 114L79 115V116H77ZM85 114V115H84ZM89 114H90V118H92V119H94V123H92V122H89V121H87V120H85V119H82L84 116H87L86 118H88L89 117ZM161 114V113H160ZM159 114V115H160ZM162 114H163V112H162ZM20 115V114H19ZM114 115H113V117L112 118H114ZM133 115H134V117H133ZM142 115H144L143 113H142ZM15 116V117H14ZM32 117L33 116H36V114L35 115H31ZM50 116V117H49ZM77 116V118L78 117H80L79 119L81 120H79V119H77V118H75L74 120L72 119V118H74V117H76ZM83 116V117H82ZM163 115H161V117H162ZM225 116V115H224ZM6 117H7V115H6ZM17 117H19V116H17ZM20 117H22V119H23V116H20ZM31 117V119H34L35 120V118H32ZM132 117H133V120L134 119H136V121L134 120V122H132L133 120H132ZM144 117H145V115H144ZM151 117V118H152ZM229 117V116H228ZM251 117V118H250ZM4 118V119H3ZM25 118V117H24ZM28 118H25V120H27ZM44 118L46 119V120H44ZM50 118V119H49ZM140 118H143V116L142 117H140ZM156 118V117H155ZM231 118V117H230ZM252 118L254 119L253 121H252ZM19 118H17V120H18ZM21 118L19 119V120H22ZM49 119V120H48ZM92 119H90V120H92ZM110 120L111 122H113L112 124H114V125H117V121H120V123L118 122V125L116 126V127H114V126H112V125H109V123H111L110 121L107 123L106 121L107 120ZM139 120V122H140V120H142L140 123L138 122V120ZM145 119H146V117H145ZM144 119V120H145ZM156 119H158V117L156 118ZM229 119V118H228ZM233 119V118H232ZM75 120L78 122V120L80 121V122H76L77 124H73L74 122H75ZM105 120V121H104ZM130 120V121H129ZM132 120V121H131ZM152 120V119H151ZM246 120V122H248ZM5 121V122H6ZM37 121H38V125H41L40 123L41 122H39V120L37 119ZM36 121V122H37ZM223 121V120H222ZM227 121V120H226ZM229 121V120H228ZM228 121L227 122H225V119H224V124H228ZM234 121V120H233ZM13 122L14 123H16L15 125L17 126V123H18V125L19 126H17V127H19V129L21 130V132L24 130V135L26 136L27 135V132H29V134L31 135V133L30 132H32V130L34 129L33 128V125L31 126L32 127V130H31V128H30V130L28 129V128H26L27 126V124H30L29 122L27 123L26 121H25V123H22L21 125H24V128H21L20 126V123L19 122H16V120L14 121L13 120ZM21 122V121H20ZM24 122V121H23ZM64 122V121H63ZM122 122V123H121ZM130 123L129 125H130V127L128 126V123ZM240 122V121H239ZM248 122V123H249ZM34 123H35V121H34ZM132 123V124H131ZM157 123V122H156ZM217 123H218V121H217ZM249 123V124H250ZM0 124V125H1ZM5 124H7V122L5 123ZM32 124H33V122H32ZM36 124L37 123H35V128H36ZM109 126H108V125ZM119 124H120V126H119ZM144 124H145V122H144ZM161 124V125H162ZM222 124V126H220L219 125V123L217 124V125H219L220 127H218L219 129H218V131L217 130H214V131H212V132H214L215 133V135L217 136V141H219V143L221 142V145H225L224 144V141H225V139L224 138H227V137H225V135H224V137L222 136V132L221 131H223L224 130V128H223V122L221 123ZM3 125H4V123H3ZM3 125H1V126H3ZM7 125V126H8ZM31 125V124H30ZM68 125V126H67ZM132 125V126H131ZM134 126V127H138L139 125H137V126ZM148 125V124H147ZM158 125V124H157ZM113 128H112V127ZM123 126V125H122ZM143 126V125H142ZM3 127H5V126H3ZM3 127H1L0 128V130L3 128ZM70 127H72V128H70ZM76 127H77V129H76ZM132 127V128H131ZM8 128V127H7ZM39 128V127H38ZM38 128H36V129H38ZM206 128H208V127H206ZM213 128V127H212ZM226 128V127H225ZM232 128V127H231ZM5 129V128H4ZM18 129V130H19ZM23 129V130H22ZM27 129H28V131H27ZM40 130H41V126H40V128H39ZM132 129V130H131ZM236 129V128H235ZM6 130H8V129H6ZM6 130H2V131H6ZM19 130V131H20ZM39 130V131H40ZM45 130L47 131V132H45ZM117 130V129H116ZM126 130V131H127ZM188 130H189V134H190V137L188 138V140H187V142H186V145H188V146H192V151H191V158H192V155H193V152H195L194 151V144H195V141H196V138H197V126L195 125V123L193 124V123H191V124H189L188 125ZM226 130V129H225ZM34 131H35V129H34ZM121 131V130H120ZM41 132V131H40ZM63 132V133H62ZM118 133H119V129H118V131H117ZM133 132V134L134 133H136V132H134V131H132ZM132 132H129V133H131L130 135H133L132 134ZM5 133V132H4ZM21 133V136L20 137H22L23 136V134ZM76 133H78V135L79 136H76ZM121 133V132H120ZM119 133V134H120ZM124 133H125V131H124ZM137 133H139V132H137ZM136 133V134H137ZM141 133H139L140 135H141ZM226 133H229V132H226ZM225 133V134H226ZM251 133V132H250ZM249 133V134H250ZM32 134H35L34 132H32ZM36 134H37V132H36ZM35 134V135H36ZM39 134V133H38ZM37 134V135H38ZM62 134H64V135H62ZM72 136H76L77 138H79V139H77L76 137H72ZM117 134V133H116ZM135 134V135H136ZM139 134H137V135H139ZM144 134V133H143ZM148 134V133H147ZM5 135H6V133H5ZM7 135H6V137H7ZM18 135V136H19ZM67 135H69V138H68V136ZM126 135V138H127V135H128V132H127V134H125ZM125 135H123V136H125ZM130 135H128V138H130L129 136ZM134 135V136H135ZM139 135V136H140ZM230 135V134H229ZM228 135V136H229ZM247 135V134H246ZM24 136V138H26ZM28 136V135H27ZM32 136V135H31ZM34 136V135H33ZM43 136V137H44ZM63 136H64V138H63ZM119 136V135H118ZM122 136V135H121ZM139 136H136V137H138V139H136V137H134L137 141H133V140H135L134 138L132 139V143L130 144V146L127 144V146H129L130 147V149H128V153H129V151L131 150V148L134 146L135 148V150L132 148V152H133V150L134 151H136L137 152V155H136V152L134 153L135 155H133V156H137L138 157V155H141L142 156V154H145V153H147V151H146V149L147 148H145L146 147V145H147V143L146 142H143L144 140H142V143H146V145H144V146H142V143H141V140L139 141ZM157 136L158 135H155V140L154 141H156V139H157ZM204 136V135H203ZM233 136H236V135H233ZM233 136H231V137H233ZM249 136V135H248ZM251 136V135H250ZM15 137H16V135H15ZM14 137V138H15ZM30 137V136H29ZM38 137L40 138V136L38 135ZM42 137V138H43ZM45 137V138H46ZM133 137V136H132ZM131 137V138H132ZM13 138V139H14ZM17 138H19V137H17ZM17 138L15 139V142H17L16 140H17ZM23 138V137H22ZM31 138V137H30ZM42 138H40V139H37V140H44V139H42ZM67 139V141H68V144H69V142H71L72 140H69L70 138H73V140H74V142L76 141V140H78V144H76V143H74L73 141V143H74V145L76 146V148L79 150H77L76 151V148L75 149H71L70 148V150L71 151H68V150H66V147H65V145L67 146L68 144H67V141H64V140H66ZM143 138H146L145 136L143 137ZM229 138V137H228ZM228 138H227V140L226 141H228ZM233 138H235V137H233ZM9 140V141H6V140ZM20 139V138H19ZM27 139V138H26ZM29 139V138H28ZM27 139V140H28ZM35 139V138H34ZM76 139V140H75ZM236 139V138H235ZM239 139H240V137H239ZM250 139V138H249ZM22 140V139H21ZM62 141V143H61V141ZM123 140H125L126 141V139H123ZM131 139H128V141H130ZM6 143H4V142ZM12 141H14V140H12ZM20 141V140H19ZM30 141L31 140H29V142L28 143H30ZM32 141H35V140H32ZM118 141H120V139H118ZM121 141H122V138H121ZM124 141V142H125ZM139 141V142H138ZM232 140H230V142H231ZM233 141L235 142V140L233 139ZM240 141H242V140H240ZM15 142H12L11 143V141L9 142V143H11V144H15ZM37 142H39V141H37ZM46 142V141H45ZM65 142H66V144H65ZM123 142V141H122ZM135 142V143H134ZM138 142V143H137ZM234 142H231V143H234ZM22 143V142H21ZM73 143H70V144H73ZM128 143V142H127ZM133 143H134V145H133ZM151 143V142H150ZM153 143V142H152ZM211 143V144H210ZM251 143H253V141L251 142ZM122 144V143H121ZM121 144H119L120 146H121ZM123 144H125V143H123ZM235 144V143H234ZM8 145V146H7ZM16 145V144H15ZM18 145H20V142H19V144ZM18 145H17V147H18ZM48 145V146H47ZM74 145H70V147L71 146H74ZM126 145V144H125ZM124 145V146H125ZM132 145V146H131ZM239 145H240V143H239ZM243 145V144H242ZM246 145H248V144H246ZM252 145V144H251ZM2 146H7L6 148L5 147H2ZM26 146H29V147H31L30 145H26ZM25 146V147H26ZM237 146H238V144H237ZM255 146V145H254ZM83 147V148H82ZM84 147H91V148H89V150L91 149V152L93 151V153H90V151L87 149V148H85V149H87V151H89V152H87L86 150H84ZM116 147V148H115ZM147 147H148V145H147ZM225 147V146H224ZM231 147H232V145H231ZM240 147V146H239ZM5 148V149H4ZM14 148V149H13ZM12 149L13 150H15V146L13 147ZM27 149H28V147H26ZM122 148V147H121ZM120 148V149H121ZM124 148V147H123ZM143 148V149H142ZM145 148V149H144ZM181 148H182V146H181ZM11 149V150H12ZM40 149V150H39ZM47 149H50V148H46V149H43V151L44 150H47ZM69 149V148H68ZM126 149V148H125ZM231 149V148H230ZM229 149V150H230ZM233 149V148H232ZM237 149V148H236ZM244 149V148H243ZM256 149V150H255ZM4 150H6L5 151V153H4V155H3V153H1V152H3ZM76 152H75V151ZM124 150V149H123ZM127 150V149H126ZM140 150V151H139ZM144 151V153H142V151ZM181 150H183V149H181ZM242 150V149H241ZM248 150V149H247ZM29 151H30V148H29ZM32 151H31V153H32ZM42 151V152H43ZM50 151V150H49ZM49 151H48V155L50 156L51 155V153L53 152H51V153H49ZM67 151V152H66ZM118 151H119V148H118ZM117 151V152H118ZM146 151V152H145ZM149 151V150H148ZM28 152V151H27ZM45 152V151H44ZM43 152V153H44ZM138 152H140V154L138 153ZM230 152V151H229ZM238 152V151H237ZM13 153V154H12ZM46 153H47V151H46ZM46 153H45V156H46ZM124 153H126V152H124ZM127 153V154H128ZM231 153H232V151H231ZM249 153V154H250ZM34 154V153H33ZM40 154H42V153H40ZM119 155H121L120 153H118ZM237 154V153H236ZM239 154V153H238ZM248 154V155H249ZM3 155V156H2ZM131 155V154H130ZM253 155H255V156H253ZM124 155H122V157H123ZM132 156V157H133ZM245 156V155H244ZM48 157V156H47ZM125 157V156H124ZM131 157V156H130ZM136 157V158H137ZM144 157V158H143ZM128 158V157H127ZM146 159L147 160V158H146V156H142L141 158H137L139 161H143V159ZM243 158H245V157H243ZM27 159V160H26ZM42 159V158H41ZM119 159V158H118ZM124 159V158H123ZM122 159V160H123ZM133 159H134V157H133ZM236 159V158H235ZM35 160H37V162H35ZM71 160V161H70ZM72 160H74V161H72ZM117 160V159H116ZM237 160V159H236ZM241 160V159H240ZM118 161V160H117ZM134 161V160H133ZM145 161V160H144ZM143 161V163L145 164H143L142 165V163L140 162V166H146L147 167V165H146V163ZM238 161V160H237ZM138 162V161H137ZM46 163H49V165L47 164L46 165V167L44 166ZM131 163H132V161H131ZM136 163V160L134 161V164ZM191 163H192V159H191ZM242 163H245L244 161H242V162H239L238 161V163H237V167H239V166H242ZM117 164H120V163H117ZM122 164H120V168H122L121 166H122ZM148 164V163H147ZM13 165H15V168H16V166H18L19 168L20 167H24L25 168V171L27 172V174L24 176L23 175V177H22V174H19L20 173V171H18L19 173L18 174H16L17 172L16 171H12V173H14L13 175H12V173H11V170L13 169V168H11V167H13ZM127 165V164H126ZM135 166L136 167H140V166H138V164L136 165L135 164ZM136 167H132L133 168V173H135V171L137 170V174H138V171L140 170H138V168H136ZM146 167L144 168V170H143V167H141L142 169V172L144 171V174H145V169H146ZM236 167V168H237ZM244 168H248V166H243ZM243 167H239V168H241V169H243ZM122 168V169H123ZM134 168H136V170L134 169ZM194 168V167H193ZM234 168V167H233ZM232 168V169H233ZM238 168V169H239ZM11 169V170H10ZM21 169V168H20ZM19 169V170H20ZM148 169V168H147ZM152 169V170H153ZM237 169V170H238ZM22 170H24L23 168H22ZM120 170V169H119ZM235 170V169H234ZM230 171V172H229ZM236 171V170H235ZM245 171V170H244ZM141 172V173H142ZM154 172H152V173H154ZM159 172V176L161 177V175H162V173H160ZM8 173H10L11 174V176L9 177V176H7L8 175ZM21 173H23V172H21ZM23 173V174H24ZM129 173V174H128ZM131 174L132 176H134V174ZM140 173V174H141ZM7 174V175H6ZM144 174H142V175H144ZM147 174V173H146ZM161 174V175H160ZM239 174V175H238ZM248 174H250V176H251V178H252V180L249 182V180L247 179V176H248ZM149 175V174H148ZM7 176V179L5 180V183H3V181H2V179L4 178V177H6ZM132 176H129L131 179L132 178H135V177H138V178H135V179H133L134 181H136V182H139L140 183V180H141V183H140V185L142 184V186L143 185H146L145 184V182H142V181H144V180H142V179H145L146 178V176H140L141 177V179H140V177L137 175V176H135V177H132ZM145 177V178H144ZM153 177V176H152ZM125 178V177H124ZM126 178H128V177H126ZM170 178L173 180L172 182H170ZM241 178V177H240ZM248 178H249V176H248ZM153 179V178H152ZM120 180V179H119ZM154 180V179H153ZM152 180V181H153ZM160 180H162V179H160ZM238 180H240L239 182H237ZM7 181V182H6ZM156 181V180H155ZM188 181H189V179H188ZM242 181V182H241ZM157 182V181H156ZM155 182V183H156ZM154 183V182H153ZM158 183H156L157 185H158ZM230 183H234V186H232V188H231V190L230 191H236V192H238L239 194H241L242 193V191L243 190H246V194H245V197H246V195H247V200L246 201H243L241 204H240V207H239V211H238V217L240 218V222L238 223V222H234V221H232V217H233V215H234V209H233V200L232 201H230L229 199V201L227 202V205H223L222 203L219 205V203H217L216 201L215 202H213L212 203V201L213 200H211V206H210V208L208 209V208H206V207H204V206H206L205 205V203H204V201H206L207 199L209 200V199H213L214 197H215V195H217L218 197L219 196H221L222 197V195L224 196V190H225V185H227V184H230ZM125 184V185H124ZM156 184H155V187H158V186H156ZM163 184V183H162ZM126 186L125 188L123 187V186ZM154 185V184H153ZM131 186H133V185H130V187ZM142 186H141V188H142ZM163 186V185H162ZM190 186V185H189ZM191 186H195V184L194 185H191ZM190 186V187H191ZM246 186V187H245ZM56 187H60L59 189L57 188V191L58 192H55V188ZM139 187V186H138ZM145 187V186H144ZM228 187V186H227ZM128 188H129V186H128ZM147 188V187H146ZM154 188V187H153ZM193 189H194V187H192ZM196 188V187H195ZM134 188L132 187V189L131 190H133ZM147 189H149V188H147ZM230 189V188H229ZM41 190H44V191H41ZM79 190V191H78ZM81 190V191H80ZM129 190V189H128ZM128 190H126L127 192H128ZM130 190V191H131ZM160 190V191H159ZM198 190V189H197ZM43 193H41V192ZM83 191V192H82ZM125 191V192H126ZM129 191V192H130ZM134 191V190H133ZM133 191H131L130 192V194H131V196H132V193H133ZM136 192H137V190H135ZM134 191V192H135ZM39 192L41 193V194H39ZM129 192L128 193H126V194H129ZM136 192H135V196H134V194H133V197H136L137 198V196L139 195V192H137L138 193V195L136 194ZM160 192H162V193H160ZM198 192V191H197ZM141 193V192H140ZM186 193H187V195H186ZM199 193V194H200ZM204 193V194H203ZM228 194H230L229 192H227ZM234 193V192H233ZM232 193V194H233ZM87 194V195H86ZM126 194H125V197L124 198H126ZM161 194H162V196H161ZM227 194V195H228ZM232 194H230V195H232ZM64 196V197H62V196ZM142 195H143V192H142ZM142 195L141 196H138V198L136 199H134L133 197L131 198V200H136L135 202H138L137 200L138 199H140L141 200V198L140 197H142ZM226 195V196H227ZM229 195V196H230ZM235 195V194H234ZM233 195V196H234ZM65 196H67V199H68V201L66 200V197ZM128 196V195H127ZM130 196V197H131ZM148 196V195H147ZM225 196V197H226ZM228 196V197H229ZM143 197H144V200L146 201L145 203H146V208H147V206L149 205H147V203H148V199L146 200V196H144L143 195ZM142 197V198H143ZM149 197V196H148ZM232 197V196H231ZM69 198H71L70 200H73V201H70L69 200ZM86 200V201H88L89 199V202H93V201H95L94 203L95 204H93V206H90V204H89V206H88V204L86 205V204H84L83 205V203L81 204V202H80V200L82 199L83 201H85L84 199ZM87 198H89L88 200H87ZM230 198V197H229ZM60 199H62V200H60ZM77 199V201H75ZM64 200L69 204L70 202V204H72L71 206H74L75 208H72L70 205V207L68 206V204L66 205V202H65V205H63V203L61 204H59V202H64ZM93 200V201H92ZM127 200H128V198H127ZM207 200V201H208ZM241 200V199H240ZM70 201V202H69ZM123 201V200H122ZM218 201V200H217ZM74 202V203H73ZM77 202V203H76ZM98 202V203H97ZM120 202V201H119ZM130 202V201H129ZM200 202H203V207L201 206L202 205V203L200 204ZM210 202V201H209ZM78 203H80L81 205H79ZM141 202L139 201V203L137 204V206L136 207H139V204H140ZM144 203V204H145ZM54 204L56 205V204H58V205H56V206H58L57 208H55V206H54ZM74 204V205H73ZM77 204V206L78 207H76L75 205ZM91 204V205H92ZM206 204H208V202L206 203ZM225 204V203H224ZM95 205V206H94ZM141 205V204H140ZM219 205V206H218ZM82 206H84V207H82ZM97 206L101 209V210H99V208H97ZM161 206V205H160ZM59 207H61V208H59ZM68 207V208H67ZM88 207H92L93 209H94V211H91V212H89L88 210H86V208H88ZM135 207V206H134ZM142 207V205L140 206V210L142 209V211H143V207ZM82 208H85V209H82ZM116 208V209H117ZM129 208V209H128ZM149 208V207H148ZM73 209V210H72ZM75 209V210H74ZM92 209V210H93ZM136 209V208H135ZM139 209V208H138ZM144 209H145V207H144ZM150 209V208H149ZM208 209V210H207ZM97 210H99L98 211V213H95V211L97 212ZM104 210V209H103ZM115 210V209H114ZM146 211H147V209H145ZM77 211V212H76ZM87 211L89 212V213H87ZM120 211V210H119ZM125 211V210H124ZM136 211V210H135ZM141 211V212H142ZM200 211V213H202L203 215L201 216V215H199L198 214V212ZM17 214H16V213ZM93 212V213H92ZM126 212V211H125ZM125 212H123L122 211V213H125ZM137 212V211H136ZM140 212V213H141ZM148 212V211H147ZM92 213V214H91ZM94 213H95V215H100L101 217H96L95 215H94ZM116 213H118V212H116ZM120 213V212H119ZM160 213V212H159ZM14 214H15V219H14ZM148 215H149V213H148ZM142 216H144V215H142ZM113 217V216H112ZM125 218V217H124ZM135 218V217H134ZM145 218V217H144ZM151 218V217H150ZM105 219V220H104ZM109 219H111V218H109ZM149 219V218H148ZM118 220V219H117ZM124 220V219H123ZM139 220V219H138ZM145 220V219H144ZM214 220H216V221H218V224H219V226H220V231L219 230H217L218 231V233H219V238L218 239H213V238H211L209 235L210 234H212V232H214V229H215V222H214ZM111 221V220H110ZM149 221V220H148ZM152 221V220H151ZM190 221H195V223L192 225V227L190 226ZM129 222V221H128ZM134 222H136L135 220H134ZM134 222H132V223H134ZM116 223V222H115ZM119 223H120V221H119ZM131 223V224H132ZM137 223V222H136ZM126 224V223H125ZM128 224H126V226H127ZM135 225H137V224H135ZM136 228H138L137 226H135ZM134 227V228H135ZM20 228V227H19ZM19 228H18V231H19ZM133 228V229H134ZM135 228V229H136ZM144 228V227H143ZM146 228H148V227H146ZM129 229H131V228H129ZM102 230V231H101ZM137 230H139V228L137 229ZM146 230V229H145ZM148 230V229H147ZM233 230V233H231L230 234V232ZM16 231V230H15ZM21 232V234H24V232ZM130 231V230H129ZM251 231V233H249ZM126 232L128 233V235L126 234ZM142 232V231H141ZM170 232V233H169ZM252 232L254 233V235L252 234ZM17 233V232H16ZM88 233V234H87ZM131 233V234H130ZM133 233V234H134ZM87 234V235H86ZM91 234V233H90ZM95 234V235H94ZM92 233L91 235L92 236H97V234L96 233ZM247 234H252V236L251 235H248V236H251L252 237V239L253 240H248L247 242L244 240V241H242L243 239H245L246 238V236H247ZM86 235V236H85ZM126 235L128 236L127 238H126ZM177 235V234H176ZM106 236H107V238H106ZM148 236H149V234H148ZM147 235H146V237H148ZM150 236H151V233H150ZM150 236H149V238H150ZM165 236V235H164ZM181 236V235H180ZM245 236V238H243ZM254 236V237H253ZM16 237H18L17 235H16ZM16 237H14V238H16ZM97 237H99V236H97ZM183 237H184V235H183ZM87 238H89V237H87ZM86 238V239H87ZM167 238V237H166ZM176 238V237H175ZM195 238V237H194ZM198 238V239H199ZM233 238V239H232ZM13 239V238H12ZM28 239V240H27ZM150 239H152V237L150 238ZM214 240V242H210L209 240ZM247 239V238H246ZM21 240H23V241H21ZM98 240V239H97ZM102 240H100L101 241V243L102 244H104V241L102 242ZM167 240V239H166ZM212 240V241H213ZM21 241V242H20ZM92 241H94V240H92ZM100 241H99V244H100ZM109 240H107V242H108ZM112 241V242H111ZM171 241V242H170ZM23 242V243H22ZM34 242H36V243H39L40 245L38 246L39 248L40 247H42V252H44L43 254H42V252H40L39 254H38V252H39V248H37V244L34 246V249L33 248H30V245L31 246H33L34 245ZM88 242V243H87ZM131 242V244H132V246H128V244ZM143 242H145V241H143ZM197 242V241H196ZM226 243V242H229V243H233V244H240V245H244L245 247H248L249 248V251L250 250H253V251H251V252H248L247 250L245 251L244 249H242V247H240V249H238L239 247H237V248H235V249H232L231 247H227V246H223L224 245V243ZM20 244V245H18V244ZM26 244V245H22V244ZM86 243H87V245H86ZM95 243V244H94ZM105 243H106V241H105ZM159 243V242H158ZM192 243V242H191ZM29 245V247H27L28 245ZM33 244V245H32ZM89 244V245H88ZM91 244V245H92ZM108 244H109V242H108ZM131 244H129V245H131ZM150 244V242L148 243V244H145V248L147 247L148 248V246H146V245H149ZM163 244V245H164ZM17 245H18V247H17ZM24 246V247H22V246ZM86 247H85V246ZM106 245H107V243H106ZM143 246H144V244H142ZM188 245V244H187ZM25 246H26V248H25ZM83 246L85 247V248H83ZM98 246V245H97ZM100 247H102L103 245H99ZM109 246V247H110ZM112 246V247H113ZM141 247L142 248V246H140L139 244L138 245H136V247ZM223 246V247H222ZM236 245H234V246H232L233 248L235 247ZM10 247V248H9ZM92 247V246H91ZM90 247V248H91ZM99 247V248H100ZM137 247V248H138ZM163 247V246H162ZM171 247V249L172 250H170L169 248ZM207 247H209V249L210 250H208V249H206ZM12 248V249H11ZM18 248V249H17ZM22 248H24L23 249V251L24 250H26V249H30V251H24V254H20V256L19 257H17L19 254H14V252L15 253H18V252H20V249H21V251H22ZM57 249V251H58V249H59V251H60V253L58 252V254L57 253H55V252H57L56 251V249ZM108 249V245L105 247V249ZM115 248V249H116ZM138 248V249H139ZM140 248V249H141ZM144 248V249H145ZM35 250L36 249V251H33V250ZM39 249V250H38ZM43 249H44V251H43ZM83 249H85V250H83ZM96 249H98V247L96 248ZM103 249V248H102ZM105 249H103V250H105ZM105 250L106 251V253H108V256L109 255H111L110 253V250H111V248H110V250L108 249V250ZM149 249H151L150 250V254L148 255V259H147V261H146V259L143 261V262H145V263H148V262H150V261H152L153 259H151L153 256H155L156 255V253H155V251H156V249H157V246L156 245H153L152 246V248H150V246H149V248H148V251H149ZM161 249V250H162ZM247 249V248H246ZM5 250V251H6ZM18 250V251H17ZM38 250V251H37ZM55 250V251H54ZM103 250H101L100 249V252L102 251L103 252ZM147 250V249H146ZM146 250H142L143 252L144 251H146ZM41 251V250H40ZM54 251V252H53ZM82 251V252H81ZM99 251V250H98ZM104 251V252H105ZM107 251H109V252H107ZM112 251V250H111ZM142 251H140V253L142 252ZM147 251V252H148ZM173 252V253H169V252ZM25 252H27L26 254H27V257H29L26 261H25V259L23 258V257H21V255H25ZM69 252V251H68ZM101 252V253H102ZM103 252V253H104ZM142 252V253H143ZM147 252H145V254L147 253ZM12 253V254H11ZM30 253V254H31ZM70 253V252H69ZM72 253H73V251L70 253L71 254V256H72ZM87 253V254H86ZM99 254L98 252L97 253H95L96 255L98 254V255H102V254ZM155 253V254H154ZM42 254V255H41ZM54 254H56V255H54ZM63 254V253H62ZM70 254H69V258H70ZM112 255V256H114L115 257V255ZM161 253H159V255H160ZM17 255V256H16ZM41 255V256H40ZM46 255V256H47ZM66 255H68V254H66ZM96 255H94V256H96ZM97 255V257L99 258V256ZM103 255H105V254H103ZM143 255V254H142ZM147 255V254H146ZM158 255V256H159ZM163 255V254H162ZM26 256V255H25ZM45 256V257H46ZM50 256H49V258H50ZM62 256H64L63 258H65L66 260H61V262L62 261H68V259L69 258H66L65 257V254L64 255H61V256H56V257H61L62 258ZM80 256V255H79ZM93 256V255H92ZM92 257V258H90L92 261L93 260H95L96 259V257ZM106 256H107V254H106ZM104 257L105 259L108 257ZM111 256V257H112ZM144 256V255H143ZM150 256V257H149ZM157 256V257H158ZM44 257V256H43ZM42 257V258H43ZM101 258H102V256H100ZM110 257V256H109ZM107 258L108 260H105L104 261V259H101L100 258V261L101 260H103L102 261V263L104 262L105 264L107 263V264H109V263H111V262H107V261H109V260H111L112 259V261L116 264V262H115V260H117L116 258H115V260L113 259V258ZM21 258H23V260H21ZM49 258H48V262H47V258H46V260L44 261L46 264H50V261H52V259H54L55 257H53V258H50L51 260H49ZM60 258V259H61ZM81 258V256L79 257V259ZM82 258H85V257H82ZM95 258V259H94ZM97 258V260H99ZM139 258V262H141V258L143 259V257H138ZM144 258H145V256H144ZM154 258V257H153ZM39 259L40 258H38L37 259V261H39ZM42 259V260H43ZM56 259L57 258H55L54 260V262L57 264V262H56ZM72 259H74V258H72ZM71 259V260H72ZM87 260V262H89V261H91V260ZM151 259V260H150ZM33 260V261H34ZM59 260V259H58ZM57 260V261H58ZM71 260H70V262H71ZM78 260V259H77ZM84 260V259H83ZM96 260V261H97ZM150 260V261H149ZM190 260L192 261V262H190ZM23 261V262H22ZM33 261H31L30 263L32 264L33 263ZM81 261H82V259H81ZM91 261V262H92ZM24 262H26V263H24ZM44 262H43V264H44ZM53 262V264H55ZM59 262V261H58ZM60 262V263H61ZM69 262V264H71ZM84 262V261H83ZM112 262V263H113ZM119 262L117 263V264H119ZM143 262H142V264H143ZM29 263V264H30ZM41 263H42V261H41ZM40 262L39 263H37V264H41ZM64 263V262H63ZM63 263H61V264H63ZM67 263V262H66ZM78 263H80L79 262V260H78ZM85 263H86V261H85ZM101 263V264H102ZM33 264H36L35 262L33 263ZM51 264H52V262H51ZM89 264H92V263H89ZM93 264H95V262H93ZM150 264V263H149ZM154 264V263H153Z\"/></svg>", "mask_w": 264, "mask_h": 264}, {"label": "rangeland", "instance_id": "374dc122", "mask_svg": "<svg viewBox=\"0 0 264 264\" xmlns=\"http://www.w3.org/2000/svg\"><path fill=\"white\" fill-rule=\"evenodd\" d=\"M19 0H16V1H13L12 0V2H16V3H12V2H9V3H3L2 2V0H0V7H2V8H0V12H1V10H2V15L4 16V17H2L1 16V14H0V18H1V20L4 22V23H2V21L0 22V23H2V24H4L3 26H2V28H3V30L0 32V33H3L4 32V27L6 26V27H8L7 25H12V23H14L12 26H14L15 25V28H17L18 27V29L19 30H16L17 32L18 31H21L22 30V28H24V27H22L23 25H25V27H27L26 25H29L28 23H31V21L29 22V19L31 18V20L33 21V19H32V17L34 18V20L35 21H37L38 23H39V21H38V19L41 21V23H45V21L46 20H41V18L42 19H44V17H46V15H48V13H49V10H50V5L52 6L53 4L55 5H53L54 7H53V9H56V6H57V8L59 7V4L60 3H62V0H60V2L58 1V0H56V1H58L59 2V4H58V2L57 3H55L54 1H52V0H49V1H51L52 3L50 4L49 3V5L47 6V8H45L44 9V7L48 4V3H46V5H45V3L44 2H46V1H44L43 3H44V5H42L43 3H42V1L43 0H41L39 3L41 4H39L37 1H39V0H36V1H31V3H29L30 1L29 0H24V1H26V3H27V1H28V5H31V4H33V5H31L30 7H35V5H36V7L37 8H39V10L40 11H38V9H37V12L35 11V9H34V7L33 8H31L32 10H34L33 12H34V15L36 14V13H45L46 15L45 16H41L40 18L38 17V16H40L39 14H36V15H38L37 17V19H36V16H34L33 14H31V9H30V7L29 6H26L27 4H25V5H23V3H25V2H23V0L20 2L21 3V7H20V3L18 2ZM66 1V0H65ZM76 1V0H75ZM88 1L89 0H80V2H79V4L81 5L82 4V7H83V11L82 10H80L82 13V15H81V18H85L86 20H87V23L88 24H90V22L92 21H90L89 19H90V17H89V19H87L86 18V16L88 15V13L84 16V10H88V8H89V10H90V7L91 6H89V5H91L90 3H88ZM91 1V0H90ZM95 2L96 1V3H92V2ZM100 0H92L91 1V3H92V9L93 10H95L97 7H95V6H100L99 7V9L97 8L96 9V13H94L96 16H94V14H93V12H92V10H91V12H90V14H92L93 15V17H94V19H95V17L97 18V17H100V11L102 12V11H104L105 13L107 12V13H109V11H110V14L109 15H111V16H113L112 15V10L113 9H110V10H108L109 8H113V7H116V8H114V9H118L119 10V7H120V11L122 12V14L121 13H118V14H116L117 12H118V10H116L117 12L116 13H114L115 15L113 16V17H111L112 19H109L110 17H107V15H104V17H102V18H104V19H106V20H104L105 22L107 21H109L108 23L106 22L105 24H103L102 25V23H100V25H101V27L102 26H105L106 24L108 25V29H110V27L113 29V31H112V29H110V31H112V32H110L109 30H107V28H106V26L105 27H102V29L103 28H105L104 30L105 31H100L101 33L102 32H106V31H109V33L108 32H106V34L105 33H103L108 39L109 38H112L113 36H115V34H116V32H117V29H120V28H117V27H121L122 25V27H121V29L119 30L120 32H122V31H124V30H122V29H126L129 25H132V22L134 23V25H136V23H137V25H142L143 26V24H145L146 23V21H147V19L149 18V21H147V23H149L150 25H144L143 26V28H141L140 26H138L139 28H140V30L141 29H144V30H146V29H148L149 28V30H146V31H148L149 33V35H150V32H151V29L153 28V26L156 24V23H158V26H159V28H163V29H166L165 28V26H166V21H163V20H165V15H162V17H163V19H162V17L160 16L161 14H164V10L163 9H165V5H166V2H167V0H147V2H149L148 4L150 5V6H148V4H146L147 2H145V4L143 3V4H141L142 2H143V0H140L141 1V3L139 2V0H138V2L140 3V5L142 6L143 5V7H145V10L143 9V7L139 10L138 8L139 7H141L140 5L139 6H137L139 3L138 2H136V0H126V1H129V3H130V5L132 4V7L130 6V5H128V6H126V7H124L125 5H126V2H125V0H122V1H120V0H117L115 3H112V5L110 4L112 1H115V0H107V2L109 1V5H106L105 3V1L104 0H102V2H104L103 3V5H104V7H103V5H102V2H101V4H99L98 2H99ZM146 1V0H145ZM156 1H158V3L159 2H162V3H160V5L156 2ZM264 1V0H263ZM36 2V3H35ZM77 2V3H78ZM87 2V3H86ZM133 2H134V4H133ZM157 4H156V3ZM164 2V3H163ZM241 2V1H240ZM240 2H238L237 3V5L236 6H238V7H240V8H238L237 9V11L239 10V9H241V10H239L238 11V13L237 12H234L232 15H231V18L230 19H228L227 20V17H228V7L230 6V5H233L234 3L232 2V0H216V6H217V15H216V19H215V24H214V26H213V28H212V30H211V35L208 37V38H206L205 39V41H203L202 40V38H200V37H198L196 40H197V42L189 49V57H190V59L189 60H187L186 62H180L176 57H174V59L173 58H171L168 62H169V64H167L168 62H166V60H162V62H163V64L166 66V67H168V65H169V67H168V70H170L169 71V79H168V88H167V92L169 91V92H171V93H169L168 92V98L170 99L171 98V100H169V105H171L170 107H168V116H169V124H168V129H169V131H171L172 132V140H171V144H170V147H172L174 150H175V158H174V160H175V168H176V174H175V178H174V180H176V181H178V183H180V181H183V180H185V179H187V182H188V184L191 186V185H194L195 184V186H189L188 185V189L189 190H187V193L188 192H190V193H188L189 195L187 196V201L192 197V195H193V193L194 192H192V190L193 191H195V194L197 193L198 194V196L199 195H201L202 196V194L200 193V192H202L203 191V186H205V182L204 183H202L201 182V180H199V181H196L197 180V178H196V168H195V163L193 162L194 160H195V158L197 157V155H198V153H199V149H200V145H201V143L203 142V141H205V142H207L208 144H209V138L208 137H210V136H213L214 135V132H212V131H214V130H217L218 131V127H220V126H222V122H223V124H224V119H225V122H227L228 120V124H224L223 125V128H224V130L223 131H221L222 133V136L224 137V135H225V137H229L228 138V141H226L227 140V138H224L225 139V141H224V146L223 145H221V142L219 143V141H218V143H217V140H215V155L218 157V162L220 161V163H219V166H220V168L221 167H225L226 165H227V168L229 169V170H232L233 172H231V173H236V172H238V171H241V173H239V174H241V175H239V177H237L238 179H240V180H243L244 178H242L243 177V174L246 172V169H250V168H252L249 164L251 163V157H252V155H251V151H252V149L253 148H256L257 147V141L253 138V133H252V126L255 124V123H250L247 119H246V116H245V112H244V107H242V105H244V103L248 100V98H249V94H248V92H247V90H248V88H251L252 86H253V84H255V80L254 81H252L253 79H257V78H255L256 76H255V72L254 73H252L251 75L252 76H250V78H252L253 76V78L252 79H250V78H248V82H249V79H250V83H247V81L245 82L244 81V77L246 76V73L247 72H245L246 70H247V68H249L251 65H254L255 66V68L257 69V66H259V68H260V70L263 72L262 73V75H263V77H264V35H261L260 37H259V39H260V41H261V43L258 41V39H257V34H255L256 33V31L257 30H255V31H252V32H248V31H250V29H249V25H248V21H246V19L244 18V13H243V11L245 10V8H246V5H249V3L248 2H242L243 3V5H244V3H246L245 4V8H244V6H243V8H241V6H242V4H240ZM19 3V4H18ZM35 3V4H34ZM77 3H76V5H77ZM125 3V5L123 6V4ZM129 3H127V4H129ZM137 3V4H136ZM152 5H151V4ZM2 4V5H1ZM3 4H5V5H3ZM15 4L16 5H19V6H16V7H18V9L19 10H22V9H24L25 10V12H26V10H28V12L30 11V14L28 15V13H26V18L25 19H27V21L25 22V19H24V13L25 12H23V11H20V12H22V14L21 13H19V10L15 7ZM78 4V5H79ZM96 4V5H95ZM108 4V3H107ZM135 4H136V6H137V8H136V6H135ZM156 4V5H155ZM239 4L241 5V6H239ZM10 5V6H9ZM14 5V6H13ZM66 4H61L60 6H61V8H63L62 6H65ZM79 5V6H80ZM119 7H118V6ZM134 5V6H133ZM164 5V6H163ZM3 6H4V8H3ZM5 6L7 7L6 9L7 10H9L10 12H7V10L5 9ZM9 6V7H8ZM23 6H25L26 8H24ZM42 6H44L43 7V10L44 11H42L41 9H40V7L42 8ZM78 6V7H79ZM122 6V7H121ZM149 7V9L147 10V8ZM152 6V10H151V7ZM158 6V7H157ZM13 7H15L14 9H13V12H12V9L11 8H13ZM20 7V8H19ZM29 7V8H28ZM81 7V6H80ZM109 7V8H108ZM147 7V8H146ZM157 7V8H156ZM161 8V9H158V8ZM162 7H163V9H162ZM183 7H186V5H184V3H183ZM10 8V9H9ZM65 8V7H64ZM74 8V7H73ZM95 8V9H94ZM102 8H104V9H102ZM127 8H132L133 10H131V12L133 13V15L129 12L130 10L129 9H127V15L129 16L128 17V19L130 18V20H132L131 22H130V20H127V15H126V9ZM53 9H51L52 10V12H56V10L55 11H53ZM77 9H79V8H77ZM244 9V10H243ZM51 10H50V13H51ZM59 10H63V9H60V7H59V9H58V12H59ZM69 10V9H68ZM73 10V9H72ZM100 10V11H99ZM123 10H124V12H123ZM149 10H150V12H149ZM161 10V11H160ZM3 11H4V13H3ZM15 11V12H14ZM42 11V12H41ZM64 11V10H63ZM70 11V10H69ZM74 11H75V9H74ZM79 11V10H78ZM79 11V12H80ZM114 11V10H113ZM134 11H136L137 13H139V14H137L136 15V13L134 12ZM141 11V12H140ZM146 11V13H144ZM147 11H148V13H147ZM156 11H157V13H156ZM163 11V12H162ZM241 11V12H240ZM18 14H21L20 16H16V14L17 13ZM36 12V13H35ZM58 12L57 13H55V14H57L58 15ZM67 12V11H66ZM76 12V11H75ZM95 12V11H94ZM115 12V11H114ZM129 12V13H128ZM142 12L144 13V16H145V14H147L146 15V17H144V16H141V15H143L142 14ZM158 12L160 13V14H158ZM162 12V13H161ZM14 13V14H13ZM16 13V14H15ZM49 13V14H50ZM63 13H65V12H63ZM70 13V12H69ZM72 13V12H71ZM78 13V12H77ZM97 13H99L98 15L99 16H97ZM125 13V14H124ZM13 14V15H12ZM17 14V15H18ZM60 14L62 15V12L60 11L59 12V16H60ZM89 14V15H90ZM134 14L136 15V16H134ZM141 14V15H140ZM156 14V15H155ZM241 14H243V15H241ZM9 15H10V18H9ZM27 15L28 16H30V15H32V17L30 16V18L28 19L27 18ZM44 15V14H43ZM52 15H54V13H52L51 15H49L50 16V18L52 17V24L53 23H55V24H53L54 25V27H56V30H58L59 31V33H60V30L59 29H62L61 31L63 32V27H61V26H59L60 24L58 23V22H56V20L55 19H53V16ZM64 15H67V13L66 14H64ZM70 15V14H69ZM69 15H67V16H69ZM80 15V14H79ZM92 15H90L91 16V18H92ZM120 16V20H122V22L124 21L123 20V17L125 18V21L127 20V21H129V25H127L125 22V26H127L126 28H124V24L122 23V22H120V20H119V18H116V17H119ZM126 15V16H125ZM148 15H150L151 17H149ZM241 15V16H240ZM21 16H23L22 18H19V17H21ZM49 16H48V20H49ZM56 16V15H55ZM54 16V17H55ZM123 16V17H122ZM156 16V18L158 17V19H156L155 18V20H154V17ZM243 16V17H242ZM17 17H18V19H17ZM58 17V16H57ZM56 17V18H57ZM61 17H63V15L61 16ZM64 17H66V16H64ZM115 17V18H114ZM121 17H122V19H121ZM135 17V18H134ZM140 17V18H139ZM161 17V19H160V21H158V22H156L157 20H159V18ZM240 17V18H239ZM6 18V19H5ZM107 18H108V20H107ZM141 18H143L144 19V23L143 22H141L139 19H141ZM147 18V19H146ZM219 18H222V20L221 19H219ZM9 19V20H8ZM15 19V20H14ZM18 20V23H17V20ZM46 19H47V17H46ZM59 19V18H58ZM63 19V18H62ZM66 19V18H65ZM93 19V18H92ZM98 19V18H97ZM99 19H101V18H99ZM14 20V22H11V21H13ZM23 20H24V22H25V24L23 23ZM88 20L90 21V22H88ZM136 20H139V22L138 21H136ZM146 20V21H145ZM154 20V21H153ZM16 21V22H15ZM19 21H20V25H19ZM35 21H33L34 23L33 24H31V26H32V28L35 26V24L37 23H35ZM51 21V20H50ZM65 22H66V20H64ZM83 21L84 22H86L84 19H83ZM97 21L98 20H96V21H92L93 23L94 22H96L95 23V25L96 26H94V27H96V30L97 29H99V27L97 28V26L99 25L98 23H97ZM104 21L102 20V22L104 23ZM9 22H11V23H9ZM64 22V23H65ZM100 22H101V20H100ZM110 22H114V24H110ZM120 22V23H119ZM154 22V23H153ZM156 22V23H155ZM16 23H17V25H16ZM22 23H23V25H22ZM27 23V24H26ZM48 23H50L49 21H48ZM56 23H58V24H56ZM86 23V24H87ZM119 23V24H118ZM139 23V24H138ZM235 23H237V25L235 24ZM242 23V24H241ZM7 24V25H6ZM46 24V23H45ZM44 24V25H45ZM61 24H63V21L61 22ZM98 24V25H97ZM118 24V25H120V24H122L121 26H118L117 25V27H116V25ZM154 24V25H153ZM164 24H165V26H164ZM231 24H233V25H231ZM20 26V28H19V26ZM34 25V26H33ZM39 24H37V26H38ZM43 25V26H44ZM47 25V24H46ZM48 25H50V24H48ZM48 25H47V27L46 26H44L43 27V29H45V27L48 29V31H49V28L51 27V26H49L48 27ZM65 26H66V28L67 27H72V25H68V23H66V24H64ZM63 25V26H64ZM85 24H83L82 26V29H81V33H80V35L77 33V30H76V27L75 26H73V27H75V28H73L75 31H72V33H77L78 35V39H75L76 41L77 40H79L80 41V39H79V37L81 36V37H86L85 38V40H86V42H88L87 40H88V38H89V36L87 35V36H85L84 34H91V32H93V31H91L90 29L92 28H90L89 30L88 29H84V26ZM91 25V24H90ZM99 25V26H100ZM115 25V26H114ZM173 25V26H172ZM171 26H172V30H173V47H174V51L175 52H177L179 49H181V48H183L184 46H185V42H186V39H187V31H188V28H187V26L185 25V22L182 24V27H181V24L180 23H177V25H175L174 23L172 24ZM185 25V26H184ZM228 25H231V26H228ZM17 26V27H16ZM30 26V27H31ZM37 26H35V28L37 27ZM81 26V25H80ZM79 26V27H80ZM89 26V25H88ZM88 26H87V28H88ZM92 26V25H91ZM175 26V27H174ZM226 26H228V27H226ZM251 26H252V24H251ZM5 27V28H6ZM29 27V26H28ZM53 27V26H52ZM59 27V29H57ZM71 27H70V29H71ZM94 27H93V29H94ZM116 27V28H115ZM182 28V32L180 31V28ZM237 27H238V29H237ZM244 27H247V28H244ZM38 28V27H37ZM65 28V27H64ZM128 28H130V26L128 27ZM174 28V29H173ZM42 29V25L40 24V28L38 29V30H40V33H42L43 32V34H41L40 35V33H36L35 31H33V30H35L34 28L33 29H31L30 31H28V28H27V32L25 31L26 30V28H25V33L27 34L28 32H30V33H34L33 34V36L31 37L30 36V38H33L34 37V40H35V35H36V38H37V41L35 40V42L37 43L39 40V38H38V36L40 35V36H42V35H46V37H43V39H42V37H40L41 39H40V41L42 40V41H45V39L44 38H46V41H45V43L47 42L48 44L50 43V41H51V43H50V45L52 44H54V49L56 48L58 51H60V53L62 54L63 52H65V51H67L69 48H72L73 49V47L75 48V47H77V43L76 42H74V41H72L73 42V44L75 45V43H76V46H73V44H72V46L73 47H69L68 49L66 48V46H68V45H71V43H70V40L67 42V45H65L64 43L65 42H63L64 41V39H63V45L65 46L64 48H66V50H64V49H62V52H61V50H59L60 48H58L57 47V40H58V38L56 39V37H58V35L56 34V33H54L56 30H55V28H54V30L55 31H53V33H52V28H50L51 29V33L53 34V35H51V33L49 32V35H48V33L47 34H45V31H47V29L46 30H43ZM73 29H71V30H73ZM79 29V28H78ZM101 29V28H100ZM15 30V29H14ZM37 30V31H38ZM67 30V29H66ZM68 30H69V28H68ZM83 30H87L86 32H83ZM95 30V29H94ZM122 30V31H121ZM128 29H126L125 31H127ZM78 31H80V30H78ZM119 31L117 32V34L119 33ZM143 31V30H142ZM141 31V32H142ZM246 31V32H245ZM57 32V31H56ZM62 32H61V34H60V36L62 35ZM68 32V31H67ZM69 32H70V30H69ZM68 32V33H69ZM145 32V31H144ZM181 32V33H180ZM12 33H14V32H12ZM18 33H20V35L18 34ZM17 34H18V36H23L22 37V39L25 41V43H24V41H21L22 39L20 38V37H14V35L16 34V32L12 35V39L14 40H12V42L11 43H13V44H15L16 46H15V48H14V46L12 47L13 49H19V47L20 48H23V49H20L24 54L25 53H28V55L27 54H25L26 55V57L29 59V60H31L32 58H35V59H33V61L34 62H37L35 65H37L36 67L35 66H33V64H31L32 63V61H29L26 57H24L25 59H26V61L28 60V62L27 63H25V65L26 64H28L29 62H31L30 64H28V65H26V72H25V74L27 75L26 77H25V75H24V71H25V68L24 69H22L23 67V65H21V70L20 71H22V70H24L23 71V76L26 78V79H29V81L28 80H26L25 78H21L22 80H25L24 82L26 83V81H28L27 83H30L31 84V81H32V79H33V76L35 75H39V77H41L42 76V79H44V78H46V79H44V81L40 78H37V77H34V78H36L35 80H37V81H35L34 79V82L35 83H37V85L36 84H33L32 86H31V88L35 85L37 88L36 89H39V93L42 91V93H41V95H43L42 97L40 96V94L39 93H37V90L33 87V89L34 90H36L35 92V95L36 96H34L33 98L32 97H29V87H27L28 89H23L22 87H19V85L17 84V82L16 81H13V82H15L16 83V94H17V96L18 97H20V95L22 96V97H20L19 99H18V97L16 98L17 99V101L16 102H13L12 100H14L15 98H14V95H16L14 92H15V89L14 88H12L11 86H15V84L13 83V82H11L12 84H9L8 82H0V89H1V91L3 92L5 89H3L1 86L4 84V86H5V84H7L6 86H7V88L8 87H10V89L8 88H6V86L4 87V88H6L7 90H5L4 92H6V91H8V92H6L5 94H8V93H10L11 94V92L13 91V89H14V91H13V93H14V95H13V99H12V94L10 95V97L11 98H9V95L6 97L5 95H4V93H2V92H0V96H1V93L5 96V97H3L4 98V100H6V101H10L9 99H11V101H10V103L9 102H7V103H9L10 105H8L6 102H5V112H4V107L2 108L3 109V111L0 109V115H1V113L2 112H4L5 113V120L2 122V124L1 125H3V123H4V125L3 126H5V127H3V126H1L0 125V128L1 127H3L1 130H0V133L1 134H3V135H1L0 134V138H1V136H3L2 138H7V139H9L8 137L11 135V136H13V132H15L16 130V132H19L20 133V135L19 134H17V133H15L14 134V137H15V135H16V137L14 138V137H12V140H14V141H12L11 139H10V141H11V143L12 142H15V139L17 138V137H19V138H17V142H15V144L13 145V144H11V143H9L10 141L9 140H6V141H9L8 142V145H10V147H11V145H12V148L15 146V150H13L12 148V150L10 149L9 150V148L7 147V146H2V147H7L8 149V152H10L11 153V151L12 152H15L16 151V149H18V150H21L20 148L22 147L23 148V146L22 145H24L25 143H26V141H27V144H25V146L26 145H32L33 143L32 142H35L34 143V145L35 144H37L38 145V143H42L43 142V146L44 147H41L42 145L40 144V145H38V146H40L41 148H43V149H46V148H50V149H47V150H44L43 151V149H42V151L44 152H42L40 149V151H39V155L41 156H44V158H45V160L47 159V162H49V158L50 157H54L53 155H55L54 154V151L53 150H51L52 149V147L49 145V147H45V145H44V143L45 144H49L48 142H47V139H48V137H46V136H44V134L45 135H47V133H44L43 132V130H42V127H43V123H42V121H43V118H39V117H41L40 115H41V113H43V115L42 116H44V117H47L48 118V116L47 115H44V112H43V110L42 109H38V108H43V106H45V104L43 103L42 104V102H41V99L40 98H42L43 99V97H45V86L47 87L49 84H51L52 83V85L53 86H57L59 83H60V87L61 86H64L63 88H61L62 89V91L64 90V89H66L65 91L67 92V93H65V92H62L61 90H60V87L58 88V95H59V97H62V98H64V99H66L65 98V96L67 97V95H68V98H70V96H71V101L72 100H74V98L76 97H74L73 95H70L69 96V94H71V90H73L72 92L74 93L75 92V90L74 89H72V87L75 85H73V86H69V87H67L68 85H69V83L72 85L73 84V82H72V80H71V77L70 78H68V77H66L67 76V74H68V76H69V70L70 71H73V72H71V75L70 76H72V79H73V76H74V79L75 80H78V81H80V79H81V81H89V78H90V76H92V79L94 78L93 76V74H92V72L90 71V70H88L87 68H93L94 70H95V66H96V63H95V65H94V62H92L93 63V65H94V67L93 66H90L91 64V61H89V63L88 64H90L89 66L86 64L87 63V61H85V63H83L84 61H82V59L81 58H83V57H81L80 58V56H79V58H80V60L82 61H80L79 59V63H78V65L80 64V63H83V66H81V64H80V66H78V65H76L77 64V62H78V60H76L77 58H76V56L77 55H75V54H80V52H78L77 53V51L78 50H76V49H79V48H81V44L79 45L78 44V47L79 48H76L74 51H76V52H73V53H71V54H74L75 55V60L77 61L75 64H74V62H75V60H74V58L71 56L70 57V54H68V57H67V60L65 61V59H66V54L65 53H68V51L67 52H65L63 55L64 56H61V54L59 55V52H55V51H57L56 49L54 50H52V49H50V51L52 50V51H54V53H52V58H55V59H53L54 60V62H56L57 64H59V65H56V66H51V64H52V62H53V60L51 61V60H49L48 58H47V62L49 63V62H51V64H50V66L52 67V68H54V69H52L51 67H49V64H47L46 65V67L48 68H46L45 67V69H46V71L48 70L49 72L48 73H46L45 71H44V67L42 68V67H40V66H38V64L40 63V61H42L41 63L43 64V62L46 60L45 59V53H47V52H44V59H42L43 57H42V55H43V52L42 53H40V50L42 49H39V53L37 52H35V50H34V53H32V54H34V57H31L32 56V54H31V52H33L32 51V49H33V47H32V45L33 46H36V44L34 45V44H32L31 42H28V40L30 39V38H26L24 35H25V33H23V31H22V33L24 34H21V32H18ZM30 33H29V35H30ZM64 33V32H63ZM68 33H66L65 32V34H67V35H69ZM82 33H84L83 35H82ZM110 33H112V36H110L111 34ZM113 33H115L114 35H113ZM143 33V32H142ZM142 33H140V34H142ZM146 33V35L145 36H148L149 37V35H147V32H145ZM144 33V34H145ZM252 33H254V34H252ZM55 34L57 35V36H55ZM64 34V35H65ZM107 34H110V35H107ZM143 34V35H144ZM179 34H181V38L179 39L178 38V35ZM238 34H239V36H238ZM48 35V36H47ZM64 35H62L63 37H64ZM72 35V34H71ZM75 37H76V34L74 35ZM142 36V35H141ZM238 36V37H237ZM14 37V38H13ZM27 37H28V34H27ZM53 37V38H52ZM66 37V36H65ZM69 37V36H68ZM88 37V38H87ZM47 38L49 39V41L47 40ZM61 38L62 37H60V39L59 40H61ZM71 38H73V36H71ZM70 38V39H71ZM83 38V39H84ZM254 38V39H253ZM16 39V40H15ZM55 39H56V41H55ZM68 39V38H67ZM66 39V40H67ZM210 39H211V42H209L210 41ZM248 39V40H247ZM257 39V40H256ZM19 40V41H18ZM27 40V41H26ZM58 40V41H59ZM73 40V39H72ZM253 40V41H252ZM255 40V41H254ZM19 42V44H17L18 42ZM31 41V40H30ZM38 42V43H40V45L42 44L43 46L42 47H48V46H50V45H48V44H43V42L41 43V42ZM78 41V42H79ZM84 41V40H83ZM83 41L82 42H80V43H83ZM148 41V44H150V40H147ZM146 41V42H147ZM240 41H241V44H240ZM256 41H257V43H256ZM15 42H17V43H15ZM27 42V43H26ZM245 42V43H244ZM250 42V43H249ZM60 43V42H59ZM85 43V42H84ZM210 43V44H209ZM252 43V44H251ZM258 43H260V46H259V44ZM21 44L22 45H25V47H23V46H21ZM27 44H28V46H27ZM29 44H31V46L29 45ZM86 44V43H85ZM146 45L147 47H149V45ZM212 44V45H211ZM256 44V46L254 47V45ZM17 45H19V47L18 48H16L17 47ZM40 45H38L37 44V46H38V48H40L39 46ZM48 45V46H47ZM51 45V46H52ZM59 45V44H58ZM62 45V43L60 44V46ZM62 45V46H63ZM211 46V49H210V46ZM251 45V46H250ZM257 45H258V47H257ZM85 45H83V47H84ZM242 46V47H241ZM30 47V48H29ZM258 48L257 50L256 49H254V48ZM24 48H25V50H24ZM27 48V49H26ZM43 48V49H44ZM49 48V47H48ZM51 48V47H50ZM261 48V49H260ZM30 49H31V52H27V51H30ZM42 49V50H43ZM84 49V48H83ZM114 49H116V48H114ZM263 49V50H262ZM45 51H46V49H44ZM70 51H73V50H71V49H69ZM81 50H82V48H81ZM212 51V52H209V51ZM253 50V51H252ZM25 51V52H24ZM47 51H49V50H47ZM50 51H49V53H50ZM80 51V50H79ZM84 51V50H83ZM246 51V52H245ZM248 51V52H247ZM250 51V52H249ZM257 51V52H256ZM15 51L14 50H12V53H14ZM18 52V51H17ZM148 52H149V49H148ZM208 52V53H207ZM214 52H215V54H214ZM245 52V53H244ZM261 52V53H260ZM263 52V53H262ZM21 53V52H20ZM49 53H47V54H49ZM70 53V52H69ZM85 53V52H84ZM150 53V52H149ZM149 53H148V56H147V58L149 57V58H151V55L149 56ZM209 53L211 54V53H213V54H211V55H209ZM31 54V55H30ZM38 56H40V57H38ZM41 54V55H40ZM56 56H55V55ZM57 54H58V56H57ZM81 54H83L82 52H81ZM80 54V55H81ZM88 53L86 52V54L85 55H87ZM12 56H14V58L13 59H17L15 56L16 55H20V56H17V57H20V58H18V60L19 61H22V57H21V55H22V53L21 54H17V53H15V55L14 54H11ZM73 55V56H74ZM84 55V54H83ZM82 55V56H83ZM84 55V56H85ZM12 56H10L9 57V59H11V57ZM29 56H30V58H29ZM35 56H37L38 57V59L39 58H41V60H39V63H38V60L36 61V59H37V57H35ZM50 56V54L48 55V57ZM60 56V57H59ZM88 56H89V54L87 55V56H85L84 58H83V60L87 57V60H91V57H89L90 59H88ZM212 56V57H211ZM214 56V57H213ZM47 57V56H46ZM57 57H59V58H61V57H64L63 59H60V61L57 59ZM209 57V58H208ZM214 60V61H212V59ZM24 58H23V60H24ZM50 58V57H49ZM51 58V59H52ZM70 58V59H69ZM71 58H73L72 60L74 61H72L71 60ZM149 58H148V60H149ZM153 58V57H152ZM13 59H11V60H13ZM68 59H69V61H68ZM93 59V58H92ZM211 59V60H210ZM49 60V61H48ZM63 60V61H62ZM70 60H71V62H70ZM197 60H199L200 61V63H201V66H202V68L199 70V72L200 73H202V74H204V79L202 80V88H201V90L200 91H198V94H196V92L195 91H193L186 83H184V82H182L181 80H180V77H181V75H182V73L181 72H183V70H184V68L186 67V66H188V65H190L191 63H194L195 61H197ZM230 60H232V62H231V64L225 69V71H223L221 74H220V76L218 77V75H217V72H219L221 69H224L225 68V66H224V63L225 62H229ZM16 60H14V62H15ZM18 61V62H19ZM26 61H24V62H26ZM68 61V62H67ZM92 61H94V60H92ZM179 61V63H181V65L179 64V63H177ZM210 61H211V63H210ZM17 62V61H16ZM15 62V64H18V63H16ZM24 62L22 63V64H24ZM64 63L63 65H64V67L66 68V70H64L65 68L63 67V66H61L62 65V63ZM73 62V63H72ZM215 62V63H214ZM56 63H54L53 65H55ZM61 63V64H60ZM70 63H72V64H70ZM239 63V64H238ZM256 63H257V65H256ZM44 64H46V63H44ZM44 64H43V66H44ZM69 64V65H68ZM84 64H86V65H84ZM172 64V66H170ZM183 64V65H182ZM238 64V65H237ZM14 64L12 63V66L10 67V69H9V72H6V75L8 76V78L6 77V76H4V77H6L5 79H6V81H10V79L9 78H11V74H12V72H13V70L15 69L16 70V68H14L16 65H14ZM19 65V66H20ZM24 65V66H25ZM32 65V66H31ZM68 65V66H67ZM76 65V66H75ZM178 65H180V66H178ZM240 65V66H239ZM60 67L61 66V68H64V69H60V71H58V72H56V70H55V67L57 68V67ZM69 66H70V68H69ZM84 66H86V67H84ZM211 66V67H210ZM213 66H214V68H213ZM30 67V68H29ZM42 68L43 70H41L40 72H41V74H48V76H49V74H50V76L48 77V76H46L45 74H44V78H43V75H40V74H38V73H34L38 68ZM71 67H72V69H71ZM74 67V68H73ZM84 67V69H81V68H83ZM178 67H179V69H178ZM30 69V71H31V69L33 68H35L34 70H32L31 72L29 71V69ZM90 68V69H91ZM156 68V69H155ZM157 68H159L160 69V71H159V69H157ZM232 68V69H231ZM54 70L56 73H62V75L61 76H63L64 74L63 73H65V75H64V77L62 78L61 76H59L58 74L57 75H55L56 73L54 72V71H52V70ZM58 70H59V68H57ZM75 71H74V70ZM85 69L86 70H88V71H86L88 74L89 73H91V75H88L89 77H88V80H87V78H85V77H87L86 76V73L84 72L85 71ZM93 69H91L92 71H94ZM231 69V73L230 74H227V73H229V70ZM38 70H40V69H38ZM37 70V71H38ZM51 70V71H50ZM67 70H68V72H67ZM84 70V71H83ZM153 70H157L156 71V73H154L155 71H153ZM179 70V71H178ZM36 71V72H37ZM42 71H43V73H42ZM64 71H66V72H64ZM79 71H83V72H81V75H82V73H83V75H84V78L80 75V72ZM150 71L151 72H153L154 74H155V76H153V74L152 73H150V75H148L147 77L149 78L148 80V82H147V86H145V87H143V88H141L140 90H143V92L145 93V95H142L143 97H144V99H145V96H146V101H144V102H146V104H144V107H143V109H142V107H141V109H142V111H144V112H142L140 109H139V111H140V116H137V113L135 114V117L137 118V117H139V119H143V123L141 122L142 120H140V122L142 123L141 125L140 124H137V125H139L138 127H134L135 125H136V123H137V121H136V119H134L135 121H136V123L134 122V120H133V117H134V115H133V117H132V122H134L133 124H135V125H131L132 127H133V129L134 128H137V129H142L143 131V133H141L140 132V130L138 131H136L135 129L134 130H132V131H134V132H139V133H141V135L139 134V133H137V134H139V135H137L136 133H134L133 134V132L132 131H129L130 130V128H128L129 130H127V127H126V129H124L125 127V125L124 124H126V123H124V124H122L121 126H120V124H119V126H120V128L118 127V128H113L112 126H114V127H116L117 125H118V122L120 123V121H117V125H114V124H112L115 120H116V118H115V115H114V118H112L113 117V115L111 114V113H113V112H111L112 110L111 109H115V107H116V101L114 102V101H112V99L114 100V98L113 97H115L116 96V94L115 93H118V92H114L113 93V95L110 97V99H109V101L108 100H106V106L108 105V107H107V109L109 110V112H110V116H109V118H110V120H114L113 122H111L110 120H107L106 122L108 123L109 121L111 122V123H109V125H112L111 127L113 128V132H116L115 133V135H116V138H118V137H120V138H118V139H120V141H118V139H117V142H120V143H117L116 144V146H118L117 147V149L114 151V155L117 153V155H115V157L117 156L118 158H115V161H116V165H119V166H117V171H119L120 172V175H121V172H122V175H124V174H126V172L125 171H127V170H129V169H131L130 170V175L129 176H132L131 174L133 173L132 171H133V166L134 167H136L135 166V164L137 165L138 164V166H140V162L142 163V165L144 164L143 163V161L146 163V165H147V167H146V169H145V174H144V171L142 172V168L141 167H143V170H144V166H140V167H136V168H138V174H137V170H136V168H134L136 171H135V173H133L134 174V176H132V177H135V176H146V178L145 179H142V180H144V181H142V182H145V184L146 185H143L142 186V184L140 185V183H141V180H140V183L139 182H136L137 180L135 179V178H138V177H135V178H130L129 176H127V174L125 175V176H120L119 178H118V184H120L119 183V181L121 182V180H123L122 182H124L125 180H127V181H125V183L127 182V184H128V182H130V184H128V186H129V188H128V186H127V188L126 189H124L125 191L126 190H128V192L132 189V187L134 188L133 190L135 191V190H137V192H139V195H138V193L136 192V194L138 195V196H141L142 195V192H143V195L144 196H146L147 198H146V200L148 199V203H147V208H146V201L144 200V197H143V195H142V197H140L141 198V200L140 199H138L137 201L138 202H135L134 200H131V198L133 197V194H134V196H135V192L133 191V190H131V191H133V193H132V196H131V194H130V192H129V194H126V193H128L127 191L125 192L124 191V196H122L121 197V200H119L118 202H117V204H120V206H122V204L123 203H126V202H128V205L126 204L125 206H131V204L132 205H134L135 203H136V205H134V206H132V207H129L128 209L129 210H127L125 207H123V208H125L124 210L126 211H124V210H122V208H117V207H114V208H112V209H106V208H103L102 209V211H99V210H101L98 206H97V208H99V210H97V212L95 211V213H98V211H99V213H102L103 214V211L104 212H106L107 211V214H109L110 213V211L112 212H114V213H110V215L111 214H113L112 216H110L109 217V215H108V217L106 216V214L104 213L103 214V217L102 218H100V219H103L105 216H106V222H112V224H117L118 226H121V227H123L124 229H125V231H127V232H133L134 233V231H137V232H135L136 233V235H135V233L133 234L132 233V235H129L130 237H132V238H134V235H135V237L137 236V233H140V234H145V233H147L146 235L148 236V234H149V236H150V233H151V236H150V238L152 237V239H150L149 238V236L148 237H146V235H144V237H142L141 236V238L142 239H144V240H139V242L136 244V245H140V246H142V248L140 249L138 246V248L136 247V245L134 246V249H137L136 250V254L134 255V256H136L137 254H141V255H139V256H137V257H135V260H137L138 262V264H142V262L146 259V261H147V257H148V255L150 254V250L151 249H149V251H148V248H149V246H150V248H152V246L153 245H156L157 246V249H156V251H155V253H156V255L155 256H153L151 259H153L152 261H150V262H148V263H145V262H143V264H155L156 263V259L158 258V259H161L162 257H164V255H166L167 253L163 250L164 248H165V244H166V246H167V244L169 243V241L168 240H171L172 239V241L173 240H176V241H178L177 243H181V244H183V245H185L186 243L188 244H186V246H189V248L191 247L192 248V246H194V244H203L204 242H200L203 238H199V236H197V235H195V236H193V238L192 237H186V235L184 234V230H180V232H178V233H176V234H172V233H170L169 235H168V233H164L163 232V228H162V219H161V213L164 211V204L162 203V201H161V197H156L155 196V189L157 188V189H160V186H159V183H161L160 185H161V191L163 190V188H164V174L162 173L163 171L161 170V172H160V170H158V173H157V175H155L156 173L154 172V170H155V168L153 169V167H154V165H153V161H151L152 160V149H151V147L153 146V144H155V142H158L159 141V139L162 137V133L164 132V129H163V124H164V122H163V118H164V114H165V98H166V96H165V94H164V91H162V90H164V88H162V90H159L160 91V95H161V92H163V94H162V97L160 96V95H158L159 94V91L157 90L160 86L161 87H164L165 86V82H166V74L163 72V70L158 66H154V68H153V66L151 67V69H150ZM248 71V70H247ZM3 72H5V70L3 71ZM29 72H30V74H29ZM53 72H54V74H53ZM77 72H79V73H77ZM180 72V73H179ZM251 72V71H250ZM32 73H33V75H32ZM245 73V74H244ZM8 74H10V75H8ZM22 74V73H21ZM20 74V75H21ZM76 74L77 75H79V77H81V78H79L78 76H76ZM152 74V75H151ZM156 74H157V78H156ZM171 74V75H170ZM179 74H181V75H179ZM213 74V75H212ZM1 76H0V78H2V80L4 79L3 78V75L4 74H0ZM51 75H55L56 77H57V79L59 78V82H58V84H55V83H57L56 81H55V83L53 82L54 80H52V78L51 77H53V76H51ZM214 75H216L217 76V78L215 79L214 78ZM247 75H248V73H247ZM32 76V79L30 78ZM161 76V77H160ZM249 76V75H248ZM56 77H53L55 80H57L56 79ZM60 77L62 78V79H66V80H64L65 82H63V80L62 79H60ZM153 77V78H152ZM47 78H48V81H51V82H47ZM50 78V79H49ZM165 78V79H164ZM8 79V80H7ZM39 79V80H38ZM70 79V80H69ZM74 79H73V81H74ZM82 79H86V80H82ZM92 79L87 83V82H84V83H86V84H88V85H90L91 87L94 85V84H96V85H94V87H92V88H90L89 86L88 87H84V90H82L83 89V87H81L80 85H78L76 82V85H78V86H76L77 87V96H79V90H78V88H80L83 92L86 90V88H87V90H86V92L87 91H90L91 93H92V91H95L94 93L97 95V93H99L98 91H97V83H95V82H97L96 80V77H95V79L92 81ZM11 80H13L12 78H11ZM40 80H42L43 81V84L42 83H40ZM46 80V81H45ZM62 82H61V81ZM157 80H159V81H157ZM244 81L245 83H247V85L245 84V83H242L241 81ZM245 80H247L246 79V77H245ZM263 80V81H262ZM5 81V80H4ZM38 81H39V83H38ZM41 81V82H42ZM69 81V82H68ZM80 81V82H81ZM92 81V82H91ZM153 81H155V83H153ZM161 81H163L162 83H161ZM251 81H252V84H251ZM261 82H260V85H259V88L258 89H256L257 91H260V92H262L264 89L262 88V91L260 90L261 89V87H264V78L263 79H261L260 80ZM72 82V83H71ZM160 84V86H159V84ZM49 83V84H48ZM66 83H68V84H66ZM93 85H92V84ZM163 83H164V85H163ZM241 83L243 84V87L242 86H240L241 85ZM263 84V86H262V84ZM2 84V85H1ZM14 84V85H13ZM47 84V85H46ZM55 84V85H54ZM156 85V88H155V85ZM157 84H158V86H157ZM250 84V85H249ZM10 85V86H9ZM29 85V84H28ZM42 85H45V86H42ZM82 85H83V83H82ZM244 85H246V88H245V86ZM18 86V87H17ZM65 86L67 87V88H65ZM74 86V88L76 89V87ZM154 86V87H153ZM251 86V87H250ZM228 87V88H227ZM240 87L243 89H246V91L243 89H241L240 90ZM248 87V88H247ZM11 88H12V91L10 92V90H11ZM18 88V89H17ZM20 88H21V91H19L18 92V90H20ZM30 88V89H31ZM41 88L43 89V90H41ZM88 88H90V89H88ZM94 88H96L95 90H94ZM144 88H145V90H144ZM147 89V90H146ZM231 90L232 91V94H234L235 95V100H233L234 99V95H233V98H232V100L233 101H231L232 103H228V91L227 90ZM237 91H236V90ZM25 90V91H24ZM60 90V91H59ZM154 90V91H153ZM222 90V91H221ZM226 90V91H225ZM70 93H69V92ZM79 91V92H78ZM136 91V89H133V91H131V89L130 90H126V92H120L119 93V95H117V96H120L121 98H124V99H126L128 96V98H127V100L129 99L130 100V95L129 94H132L133 92H135ZM156 91V92H155ZM192 91V92H191ZM239 91V92H238ZM243 91V92H242ZM245 91V92H244ZM20 93V94H18V93ZM25 93L26 95H22L21 93ZM86 92H84V93H86ZM128 92V93H127ZM132 92V93H131ZM142 92V93H143ZM152 92V93H151ZM195 92V93H194ZM241 92V93H240ZM264 92V91H263ZM60 93V94H59ZM62 93H64V94H66L65 96H64V94L63 95H61ZM72 93V94H73ZM88 93V92H87ZM94 93H92V94H94ZM236 93V94H235ZM38 94H39V96L40 97H38ZM75 94V95H76ZM93 95L94 96V98H96L95 96L96 95ZM125 94V95H124ZM126 94H128V96L126 95ZM156 94V95H155ZM191 94V95H190ZM115 95V96H114ZM152 95L154 96V97H152ZM157 95H158V97H157ZM192 95H196V96H198L199 97V99H200V101L198 102V103H194L193 101H189L188 100V97H190V96H192ZM26 96H28L29 98H27ZM72 96H73V99H72ZM98 96V95H97ZM124 96V97H123ZM127 96V97H126ZM149 96V97H148ZM171 96V97H170ZM173 96V97H172ZM263 96H264V93H263ZM24 97V98H23ZM2 98V99H3ZM6 98V99H5ZM23 99V101H22V99ZM26 98H27V100H26ZM32 98V99H31ZM38 98V99H37ZM98 98V97H97ZM96 98V99H97ZM158 98V100H159V102L157 101H155V99H157ZM162 98V99H161ZM8 99V100H7ZM24 99L26 100V101H24ZM70 99H68V100H70ZM116 100H119V97H118V99H117V97L115 98ZM152 99H153V101H155L154 103L153 102H151L152 101ZM161 99V100H160ZM18 100H19V102H18ZM28 100H32V104L30 103V101H29V103H27V101ZM33 100H35L34 101V103H33ZM98 100V99H97ZM173 100V101H172ZM22 103H21V102ZM111 101H112V104H110L111 103ZM39 102V103H38ZM99 102V101H98ZM108 102V103H107ZM110 102V103H109ZM173 104H172V103ZM175 102H178V105L180 104V107L182 108L181 110V112L179 113V114H175L174 113V108L173 107H175V105H176V103ZM12 103H13V105L14 104H16L17 105V107H14V110H13V105H12ZM26 103V104H25ZM38 103V104H37ZM60 103V105L62 104L63 105V103L62 102H59ZM59 103H58V105H59ZM115 103V104H114ZM161 103H162V105H161ZM163 103H164V105H163ZM183 103V104H182ZM22 104V105H21ZM28 104V105H27ZM31 104V105H30ZM34 104H36L35 106L36 107H38V108H36L37 110H39L38 112H36L35 110V114H36V116H31V115H35L34 114V112L32 113L31 111H33L32 109L33 108H31V111L29 112V118L28 117H26V116H24V115H26L25 114V112L26 111H29L30 109V107L31 106H33V107H35L34 106ZM40 104V105H39ZM100 103H98V105H99ZM102 104V103H101ZM100 104V107H102V105ZM149 104V105H148ZM152 104H154V107H155V105H157L156 107L158 108L159 107V109L160 110H162V111H159V109H155L153 106H152ZM181 104L183 105V106H181ZM230 104H233V105H230ZM57 105V106H58ZM61 105V106H62ZM110 105V106H109ZM115 107H114V106ZM174 105V106H173ZM229 105V106H228ZM10 106V107H9ZM12 106V107H11ZM15 106V105H14ZM24 106V107H23ZM29 106V107H28ZM56 106V107H57ZM113 106V107H112ZM164 106V107H163ZM7 107V108H6ZM55 106H53V108H54ZM55 107V108H56ZM60 107V106H59ZM111 109H110V108ZM151 107H153L152 108V111L154 110V112L155 113H157L156 112V110L157 111H159L158 113L160 114H158L157 116L155 115V117L157 118L158 117V119H156L155 117H152V116H154V115H151L152 113L154 114V112H152L151 111ZM9 108H12V111L10 110L9 111ZM15 108H19V109H17V111L15 110ZM23 108V109H22ZM29 109V110H27V109ZM46 108V107H45ZM103 108V107H102ZM105 109H106V107H104ZM103 108V109H104ZM145 108V109H144ZM149 108V109H148ZM26 109V111H24ZM57 109V108H56ZM62 109H64L63 107H62ZM164 109V110H163ZM42 110V111H41ZM47 110V111H46ZM46 110H45V113L46 112H49L50 113V111L51 110H49V106H47V108H46ZM72 110L74 111V112H78V109L76 108V106H75V108H72ZM169 110H170V112H169ZM9 111V112H8ZM13 111H16V112H19V114L18 113H16V112H14V114L13 115H17V116H19V117H17L16 116V119L15 118H10V123H11V121H12V123L13 124H10L11 125V127H12V125H13V127H15L16 128V130H14L13 131V129L12 128H10V125H8V121H9V119L6 121V118H8V113L10 114V113H12ZM23 111V112H22ZM7 112V113H6ZM162 112H163V114H162ZM172 112V113H171ZM27 113V116H28V112H26ZM31 113V114H30ZM139 113V112H138ZM142 113L145 115V117H146V119H145V117H144V115H142ZM39 115V117H38V115ZM47 114V113H46ZM86 114V113H85ZM84 114V115H85ZM6 115H7V117H6ZM49 115V114H48ZM161 115H163L162 117H161ZM225 115V116H224ZM1 116H3V113H2V115ZM10 116H12V114L10 115ZM20 116H23V119H22V117H20ZM77 116H79L78 114H77ZM77 116L76 117H74V118H72L73 120L75 119V118H77ZM88 116V115H87ZM87 116H82L83 118L82 119H85V120H87V121H89V122H92V123H94V119H92V118H90V114H89V117L88 118H86ZM112 116V117H111ZM143 116V118H140V117H142ZM229 116V117H228ZM15 117V116H14ZM28 118L27 120H25V118ZM31 117L32 118H35V120L34 119H31ZM50 117V116H49ZM134 117V118H135ZM152 117V118H151ZM231 117V118H230ZM17 118H21L22 120H17ZM46 118V119H47ZM80 117H78L77 119H79ZM229 118V119H228ZM233 118V119H232ZM251 118V117H250ZM0 119H1V117H0ZM4 119V118H3ZM37 119L39 120V122H41L40 124L41 125H38L39 123H38V121H37ZM45 118H44V120H46ZM50 119V118H49ZM48 119V120H49ZM81 119V118H80ZM79 119V120H80ZM90 119H92V120H90ZM145 119V120H144ZM152 119V120H151ZM2 120V119H1ZM0 120V121H1ZM13 120L15 121L16 120V122H19L20 123V125L22 124V123H25V121L28 123L29 121V123L31 124H27L26 126V128H28L29 130H30V128H31V130H32V125H33V128L35 129V131H34V129L32 130V132H34L35 134H36V132H37V134L40 136V138H42L43 136V138L42 139H44V140H37V139H40L39 137H38V135L36 134H32V132H30L31 133V135L29 134V132H27V135L25 136L24 134L26 133H24V130L21 132V130L19 129V127H17V126H19L18 125V123H17V126L15 125L16 123H14L13 122ZM42 120V121H41ZM66 121L68 120V119H65ZM65 120H63L62 122H61V124L62 123H65L66 124V121ZM78 120V122H80ZM138 120V119H137ZM223 120V121H222ZM227 120V121H226ZM234 120V121H233ZM246 120L250 123H248V122H246ZM254 119L252 118V121H253ZM7 122V124H5L6 122ZM21 121V122H20ZM24 121V122H23ZM34 121H35V123H37L36 124V128H40V126H41V130L38 128V129H36L34 126H35V123H34ZM37 121V122H36ZM105 121V120H104ZM130 121V120H129ZM217 121H218V123H219V125H217L218 123H217ZM240 121V122H239ZM32 122H33V124H32ZM43 122H45V121H43ZM46 122H48V121H46ZM45 122V124H47ZM68 122H70V124H71V122H72V120H68ZM77 121L75 120V122L73 123V124H77L76 123ZM138 122H139V120H138ZM139 122V123H140ZM144 122H145V124H144ZM157 122V123H156ZM163 124H162V123ZM52 122H50V120H49V122H48V124H51ZM57 124H58V122H56ZM56 123H54L53 122V124H51V125H55ZM115 123V122H114ZM122 123V122H121ZM128 123V122H127ZM191 123H195V125L197 126V138H196V141H195V144H194V151L195 152H193V155H192V158H191V151H192V146H188V145H186V142H184V141H176L174 138H173V132L174 133H176L178 130H182V131H184V132H186L187 130H188V125L189 124H191ZM59 124H60V122H59ZM59 124L58 125H56L55 127L57 128V126H59ZM60 124V125H61ZM65 124H63V125H61V126H63L64 128H65V130H63L64 131V133H66V132H68V129H69V126H68V128L67 127H65ZM116 124V123H115ZM130 123H128V126L130 127V125H129ZM132 124V123H131ZM148 124V125H147ZM158 124V125H157ZM162 124V125H161ZM8 125V126H7ZM108 125V124H107ZM108 125V126H109ZM136 125V126H137ZM143 125V126H142ZM30 128H29V127ZM73 126V128H75V126H77L78 127V124L77 125H72ZM8 127V128H7ZM21 128H24V125H21L20 126ZM77 127H76V129H77ZM122 127H124V128H122ZM131 127V128H132ZM142 127V128H141ZM206 127H208V128H206ZM213 127V128H212ZM226 127V128H225ZM232 127V128H231ZM5 128V129H4ZM9 128L12 130V131H10L11 133H13V134H11L10 133V135L8 136L7 135V133H9V132H7V131H9ZM70 128H72V127H70ZM70 129L69 130V132L68 133H70V132H72V134H74L76 131H75V129ZM236 128V129H235ZM6 129H8V130H6ZM20 131H19V130ZM28 129H27V131H28ZM58 129V128H57ZM60 129V128H59ZM58 129V130H59ZM117 129V130H116ZM118 129H119V133L117 132L118 131ZM226 129V130H225ZM2 130H6V131H2ZM30 130V131H31ZM41 132H40V131ZM71 130H74L75 132L73 133V131H71ZM121 130V131H120ZM127 130V131H126ZM124 131H125V133H124ZM6 133V135H7V137H6V135H5V133ZM45 132H47L46 130H45ZM127 132H128V135H130L131 133H129V132H132V134L133 135H130L129 137L130 138H128V135H127V138H126V135L125 134H127ZM226 132H229V133H226ZM251 132V133H250ZM21 133L23 134V138L22 137H20L21 136ZM41 133H44V134H42L41 135ZM63 133V132H62ZM148 133V134H147ZM226 133V134H225ZM250 133V134H249ZM136 134V135H135ZM230 134V135H229ZM247 134V135H246ZM19 135V136H18ZM34 135V136H33ZM62 135H64V134H62ZM71 135V134H70ZM119 135V136H118ZM122 135V136H121ZM123 135H125V136H123ZM135 135V136H134ZM155 135H158L157 136V139H156V141H154L155 140ZM204 135V136H203ZM229 135V136H228ZM233 135H236V136H233ZM249 135V136H248ZM251 135V136H250ZM24 136L28 139H26V138H24ZM31 138H30V137ZM68 136V138H69V135H67ZM72 136V135H71ZM76 136H79L78 135V133H76ZM76 136H72V137H76ZM133 136V137H132ZM136 136H139V141L142 139V140H144L143 142H146L147 143V145H148V147H147V145H146V143L144 144V143H142V140H141V143H142V146H144V145H146V147L145 148H147L146 149V151H147V153H145V154H142V156H146V158H147V160L146 159H143V161L141 160V161H139L137 158H141L142 156L141 155H138V157L137 156H133V155H135L134 153L137 151H134L135 149V147L133 146L132 148L134 149L133 150V152L131 151L132 150V148H131V150L129 151V153H128V149H130V144L133 142V141H137L136 139H138V137H136ZM146 137V138H143V137ZM231 136H233V137H235V138H233V137H231ZM46 137V138H45ZM132 137V138H131ZM134 137H136V139L134 138ZM239 137H240V139H239ZM2 138H1V140H2ZM14 138V139H13ZM35 138V139H34ZM63 138H64V136H63ZM67 138V139H68ZM77 138V137H76ZM121 138H122V141H121ZM135 139V140H133L132 141V139ZM250 138V139H249ZM22 139V140H21ZM66 139V138H65ZM67 139L66 140H64V141H67ZM77 139H79V138H77ZM123 139H126V141L125 140H123ZM128 139H131L130 141H128ZM162 139V138H161ZM160 139V140H161ZM233 139L235 140V142L233 141ZM20 140V141H19ZM29 140H31L30 141V143H28L29 142ZM32 140H35V141H32ZM69 140H72L73 142H74V140H73V138H70ZM76 140V139H75ZM230 140H232L231 142H234V143H231L230 142ZM240 140H242V141H240ZM5 141V142H6ZM37 141H39V142H37ZM46 141V142H45ZM61 141V140H60ZM63 141V140H62ZM62 141H61V143H62ZM69 142V144H68V141H67V146L65 145V147H66V150H68V151H71L70 150V148L72 149H75L76 148V146L74 145V143H76V144H78L79 142H78V140H76L74 143L73 142ZM125 141V142H124ZM138 141V142H139ZM253 141V143H251ZM4 142V141H3ZM4 142V143H5ZM19 142H20V145H18L19 144ZM22 142V143H21ZM23 142H25V143H23ZM128 142V143H127ZM137 142V143H138ZM151 142V143H150ZM153 142V143H152ZM70 143H73V144H70ZM122 143V144H121ZM123 143H125V144H123ZM130 143V144H129ZM135 143V142H134ZM134 143H133V145H134ZM239 143H240V145H239ZM6 144V143H5ZM65 144H66V142H65ZM119 144H121V146L119 145ZM127 144L129 145V146H127ZM144 144V145H143ZM211 144V143H210ZM237 144H238V146H237ZM243 144V145H242ZM246 144H248V145H246ZM252 144V145H251ZM17 145H18V147H17ZM34 145H32V146H34ZM37 145L34 147V152L32 151V146L31 147H29V146H26V147H28V149L24 146V148L21 150V151H19V152H17L16 151V153H14V154H16L15 156L17 157V154H18V160H20V158H25L26 157V154H31V155H33L32 156V158H34V159H36V157H38L39 155L37 154L38 152L36 151L37 149H35L36 147H37ZM70 145H74V146H71L70 147ZM79 145V144H78ZM125 145V146H124ZM231 145H232V147H231ZM255 145V146H254ZM19 146H20V148H19ZM48 146V145H47ZM132 146V145H131ZM181 146H182V148H181ZM240 146V147H239ZM78 147V146H77ZM122 147V148H121ZM124 147V148H123ZM4 148V149H5ZM29 148H30V151H29ZM69 148V149H68ZM83 148V147H82ZM85 148H87L88 150H89V148H91V147H84V150H86L87 151V149H85ZM116 148V147H115ZM118 148H119V151H118ZM121 148V149H120ZM127 150H126V149ZM144 148V149H145ZM207 147H203L202 146V150H201V156H200V163L201 164H199V173H203L204 171H205V169H204V167H202V163H204L205 165H208L209 164V161H210V164H213V163H211V161H212V159H213V153H211V152H209L207 149H206ZM231 148V149H230ZM233 148V149H232ZM237 148V149H236ZM244 148V149H243ZM252 148V149H251ZM1 149V148H0ZM124 149V150H123ZM143 149V148H142ZM181 149H183V150H181ZM230 149V150H229ZM242 149V150H241ZM248 149V150H247ZM3 150V148L1 149V151ZM52 152H50V151ZM78 149L76 148V151H77ZM149 150V151H148ZM254 150V149H253ZM256 150V149H255ZM5 151L6 150H4L3 152H1V153H3V155H4V153H5ZM28 151V152H27ZM31 151H32V153H31ZM37 153H36V152ZM46 151H47V153H46ZM48 151H49V153H51V155L49 156L48 155ZM75 151V150H74ZM75 151V152H76ZM79 151V150H78ZM90 151V153H93V151L91 152V149L89 150ZM89 151H87V152H89ZM118 151V152H117ZM140 151V150H139ZM142 151V150H141ZM145 151V152H146ZM230 151V152H229ZM231 151H232V153H231ZM238 151V152H237ZM250 151V152H249ZM67 152V151H66ZM124 152H126V153H124ZM204 152L206 153L205 155H204ZM213 152V151H212ZM34 153V154H33ZM40 153H42V154H40ZM45 153H46V156H45ZM118 153H120L121 155H119ZM128 153V154H127ZM139 154H140V152H138ZM142 153H144V151H142ZM237 153V154H236ZM239 153V154H238ZM250 153V154H249ZM13 154V153H12ZM22 154H24V156H22ZM27 155L28 157H26L27 159L30 157L31 158V155ZM53 154V155H52ZM131 154V155H130ZM249 154V155H248ZM1 155V154H0ZM2 155V156H3ZM22 156V157H19V156ZM36 155V157H34ZM38 155V156H37ZM122 155H124L123 157H122ZM136 155H137V152H136ZM245 155V156H244ZM41 156V158L40 157H38V159L40 158V160H44V158ZM48 156V157H47ZM131 156V157H130ZM134 157V159H133V157ZM253 156H255V155H253ZM128 157V158H127ZM137 157V158H136ZM243 157H245V158H243ZM1 158V157H0ZM21 159V161L22 160H25V159ZM124 158V159H123ZM239 161V162H242V161H244L245 163H242V166H239V167H243V166H248V168L246 167V168H244L243 167V169H241V168H239V167H237L238 165H237V163H238V161L236 160V159ZM26 159V160H27ZM51 159V158H50ZM118 161H117V160ZM123 159V160H122ZM191 159H192V163H191ZM241 159V160H240ZM44 160V162H46ZM136 160V163L134 164V161ZM246 160H248L249 161V164H247V161ZM71 161V160H70ZM72 161H74V160H72ZM131 161H132V163H131ZM138 161V162H137ZM35 162H37V160H35ZM38 163V162H37ZM117 163H120V164H124L126 167L128 166V168H129V165H132L129 169H127L126 170V168L123 166V164H122V168L124 167L125 168V171H124V168L122 169V168H120V164H117ZM49 165V163H46L44 166L46 167V165ZM127 164V165H126ZM145 165V164H144ZM204 166V165H203ZM219 166H218V168H219ZM249 166H250V168H249ZM194 167V168H193ZM234 167V168H233ZM237 167V168H236ZM11 168H13L12 170H11V173H12V171L14 172V171H16L17 173L16 174H18L19 172L18 171H20V173L19 174H22V177H23V175L25 176L26 174H27V172L25 171V168L24 167H18V166H16V168H15V165H13V167H11ZM22 168L24 169V170H22ZM148 168V169H147ZM233 168V169H232ZM239 168V169H238ZM20 169V170H19ZM153 169V170H152ZM236 171H235V170ZM238 169V170H237ZM18 170V171H17ZM245 170V171H244ZM250 171V170H249ZM21 172H25L24 174L23 173H21ZM128 172V171H127ZM142 172V173H141ZM152 172H154V173H152ZM159 172L160 173H162V175H161V177L159 176ZM230 172V171H229ZM15 173V172H14ZM14 173H12V175L14 174ZM124 173V174H123ZM141 173V174H140ZM147 173V174H146ZM129 174V173H128ZM142 174H144V175H142ZM149 174V175H148ZM7 175V174H6ZM11 176V174L10 173H8V175L7 176ZM7 176L6 177H4L3 179H2V181H3V183H5V180L7 179ZM9 176V177H10ZM153 176V177H152ZM248 176H249V178H248ZM248 176H247V179L249 180V182L252 180V178H251V176H250V174H248ZM125 177V178H124ZM126 177H128V178H126ZM241 177V178H240ZM6 178V179H5ZM154 180H153V179ZM194 178H196V180L194 179ZM5 179V180H4ZM120 179V180H119ZM133 179H135L136 181H134ZM140 179H141V177H140ZM160 179H162V180H160ZM188 179H189V181H188ZM8 180V179H7ZM153 180V181H152ZM157 182H156V181ZM160 182H159V181ZM240 180H238L237 182H239ZM173 180L170 178V182H172ZM7 182V181H6ZM154 182V183H153ZM158 183V185L156 184V183ZM242 182V181H241ZM163 183V184H162ZM251 184H254V185H258V186H262V185H264V180H262L261 182H259V183H255L254 182V180H252L251 182H250ZM154 184V185H153ZM155 184H156V186H158V187H155ZM125 185V184H124ZM130 185H133V186H131L130 187ZM163 185V186H162ZM123 186V185H122ZM126 186H123L124 188L126 187ZM139 186V187H138ZM141 186H142V188H141ZM145 186V187H144ZM226 187H225V190H224V196L222 195V197L221 196H217V195H215V197L213 198V199H207L206 201H204V203H205V205L206 206H204L203 205V202H200V204L202 203V207L204 206V207H206V208H210V206H211V204L213 203V202H217V203H219V205L222 203L223 205H227V202L230 200V201H232L233 200V209H234V215H233V217L231 218L232 219V221H234V222H240L241 220H240V218L238 217V211H239V207H240V204L243 202V201H246L247 200V195H246V197H245V194H246V190H243L242 191V193L241 194H239L238 192H236V191H230L231 190V188H232V186H234V183H230V184H227V185H225ZM228 186V187H227ZM149 188V189H147V188ZM154 187V188H153ZM163 187V188H162ZM192 187H194V189L192 188ZM196 187V188H195ZM246 187V186H245ZM57 188L59 189L60 187H56L55 188V192H58L57 191ZM230 188V189H229ZM198 189V190H197ZM262 189H264V186H262ZM60 190V189H59ZM159 190V191H160ZM41 191H44V190H41ZM40 191V192H41ZM79 191V190H78ZM81 191V190H80ZM198 191V192H197ZM39 192V194H41ZM83 192V191H82ZM141 192V193H140ZM163 192V191H162ZM162 192H160V193H162ZM204 192V191H203ZM227 192H229L230 194H232L233 192V194L232 195H230V194H228ZM187 193H186V195H187ZM200 193V194H199ZM205 193V192H204ZM203 193V194H204ZM245 193V194H244ZM43 194V193H42ZM125 194H126V198H124L125 197ZM163 194V193H162ZM162 194H161V196H162ZM228 194V195H227ZM235 194V195H234ZM87 195V194H86ZM128 195V196H127ZM149 197H148V196ZM227 195V196H226ZM230 195V196H229ZM234 195V196H233ZM62 196V195H61ZM131 196V197H130ZM138 196H137V198H138ZM226 196V197H225ZM230 198H229V197ZM232 196V197H231ZM62 197H64V196H62ZM66 197V200L68 201V199H67V196H65ZM127 198H128V200H127ZM134 199L136 198V197H133ZM136 198V199H137ZM71 198H69V200H70ZM84 199V198H83ZM89 198H87V200H88ZM229 199V200H228ZM241 199V200H240ZM60 200H62V199H60ZM85 200V199H84ZM90 200V199H89ZM89 200L88 201H83L82 199L80 200V202H81V204L83 203V205L84 204H88V206H89V204H90V206H93V204H95L96 202L95 201H93V202H89ZM123 200V201H122ZM211 200H213L212 201V203H211ZM218 200V201H217ZM70 201H73V200H70ZM69 201V202H70ZM75 201H77V199L75 200ZM130 201V202H129ZM131 201H133L134 203H131ZM139 201L141 202L140 204L142 205V207L144 206L145 207V209H147V211L144 209V207H143V211H142V209L140 210V204H139V207H136L137 206V204L139 203ZM210 201V202H209ZM227 201V202H226ZM65 200H64V202L62 201V202H59V204L61 203H63V205H65ZM95 202V203H94ZM191 201L189 200L188 202H186V206L187 207H190L191 206V204L192 203H190ZM208 202V204H206ZM241 202V203H240ZM71 203V202H70ZM68 204L67 202H66V205L68 204V206L70 205H72V204ZM74 203V202H73ZM77 203V202H76ZM93 203V204H92ZM98 203V202H97ZM122 203V204H121ZM131 203V204H130ZM145 203V204H144ZM225 203V204H224ZM79 205H81L80 203H78ZM92 204V205H91ZM56 205H58V204H56ZM55 204H54V206H55V208H57L58 206H56ZM74 205V204H73ZM124 205V204H123ZM161 205V206H160ZM190 205V206H189ZM218 205V206H219ZM69 206V207H70ZM76 207H78L77 206V204L75 205ZM95 206V205H94ZM72 208H75L74 206H71ZM80 207V206H79ZM78 207V208H79ZM82 207H84V206H82ZM141 207V208H142ZM150 209H149V208ZM59 208H61V207H59ZM68 208V207H67ZM77 208V209H78ZM81 208V207H80ZM96 208V207H95ZM94 208V209H95ZM117 208V209H116ZM136 208V209H135ZM139 208V209H138ZM190 208H192V206L190 207ZM76 209V208H75ZM74 209V210H75ZM76 209V210H77ZM82 209H85V208H82ZM93 208L92 207H88V208H86V210H88L89 212H91V211H94V209L92 210ZM115 209V210H114ZM207 209V210H208ZM73 210V209H72ZM120 210V211H119ZM137 212H136V211ZM87 211V213H89ZM122 211L123 212H125V213H122ZM142 211V212H141ZM77 212V211H76ZM116 212H118V213H116ZM120 212V213H119ZM141 212V213H140ZM160 212V213H159ZM16 213V212H15ZM93 213V212H92ZM91 213V214H92ZM95 213H94V215H95ZM148 213H149V215H148ZM203 213V212H202ZM202 213H200V211L198 212V214L199 215H203ZM17 214V213H16ZM105 215V216H104ZM142 215H144V216H142ZM96 217H101L100 215H95ZM98 217V218H99ZM125 217V218H124ZM135 217V218H134ZM145 217V218H144ZM151 217V218H150ZM109 218H111V219H109ZM149 218V219H148ZM14 219H15V214H14ZM118 219V220H117ZM124 219V220H123ZM139 219V220H138ZM145 219V220H144ZM105 220V219H104ZM111 220V221H110ZM134 220L137 222H134ZM149 220V221H148ZM152 220V221H151ZM119 221H120V223H119ZM129 221V222H128ZM116 222V223H115ZM132 222H134V223H132ZM214 222H215V229H214V232H212V234H210L209 236L211 237V238H213V239H218L219 238V233H218V231L217 230H219L220 231V226H219V224H218V221H216V220H214ZM128 224L127 226H126V224ZM132 223V224H131ZM195 223V221H190V226L192 227V225ZM135 224H137V225H135ZM15 225L16 226H18L17 227V229H15L10 235H9V238L8 239H10L9 241H6V242H8V243H6V244H3V246L1 247L2 249H0V254H2L3 256H4V254L7 252V250L5 251V250H3L4 248H6L7 246H12V245H10L11 243H13V242H15V241H17L18 239H19V235H20V237L21 236H25V235H27L26 234V232L25 231H23V230H21L22 229V227H21V225L22 224H19L18 222H17V220L15 221ZM135 226H137L138 228H139V230H137L138 228H136ZM20 227V228H19ZM136 229H135V228ZM144 227V228H143ZM146 227H148V228H146ZM18 228H19V231H18ZM129 228H131V229H129ZM134 228V229H133ZM146 229V230H145ZM148 229V230H147ZM98 229H96L95 231L93 230V231H91V232H89V235L88 236H86V237H84L85 239L84 240H91L89 243H93V242H96V241H98V244H96V246H94L93 244L91 245H89V246H85L86 247V250L85 249H83V250H85V252L87 251V253L90 251V250H88V247H89V249H91V251L93 250L92 248H93V246L95 247V250H93V251H95V253H101L100 252V249L101 250H103V249H105V247L108 245V249L110 250V248H111V250H110V252L109 251H107V252H109L111 255H109L110 257L114 254L113 252L114 251H116V253H118V250H117V248H116V246L114 247L113 245H115V244H113V242H112V246H110L111 245V243H110V240L111 239H106L105 240V237H104V240H102V238H103V236L104 235H101L102 237L100 238V234H104V231H103V233L102 232H100L99 233V231H100V229H99V231H97ZM130 230V231H129ZM24 232V234H21V232ZM102 231V230H101ZM142 231V232H141ZM17 232V233H16ZM126 232V234L128 235V233ZM93 233H98L97 234V236H99V237H97V236H92L91 234ZM231 233H233V230L230 232V234ZM249 233H251V231L249 232ZM131 234V233H130ZM252 234L254 235V233L252 232ZM252 234H247V236H246V238H245V236L243 237V238H245V239H243L242 241H250V240H253L255 237V235L253 236L254 238L252 239ZM16 235L18 236V237H16ZM95 235V234H94ZM126 235V238L128 237ZM165 235V236H164ZM181 235V236H180ZM183 235H184V237H183ZM248 235H251V236H248ZM23 236V237H24ZM96 237V238H91V237ZM14 237H16V238H14ZM87 237H89V238H87ZM139 237V239H140V235L138 234V236H137V238ZM167 237V238H166ZM176 237V238H175ZM195 237V238H194ZM13 238V239H12ZM26 237H24L23 238V240L25 241L26 239H25ZM87 238V239H86ZM106 238H107V236H106ZM199 238V239H198ZM17 239V240H16ZM95 239H96V241H95ZM167 239V240H166ZM212 239V240H213ZM233 239V238H232ZM15 240V241H14ZM23 240H21V241H23ZM28 240V239H27ZM92 240H94V241H92ZM100 240H102V242L104 241V244H102L101 243V241ZM107 240H109L108 242H109V244H108V242H107ZM212 240H209L210 242H214V240L212 241ZM20 241V242H21ZM30 241V240H29ZM27 242V241H25V242H27V243H29V244H31L32 243V241H30V242ZM99 241H100V244H99ZM105 241H106V243H107V245H106V243H105ZM143 241H145V242H143ZM186 241V243H184ZM197 241V242H196ZM17 242H19V241H17ZM150 242V244L149 245H146V246H148V248L146 247L145 248V244H148ZM159 242V243H158ZM164 242H165V244H164ZM171 242V241H170ZM192 242V243H191ZM10 243V244H9ZM23 243V242H22ZM88 243V242H87ZM87 243H86V245H87ZM97 243V242H96ZM224 243V242H223ZM18 244V243H17ZM21 244V243H20ZM20 244H18V245H20ZM37 244V245H36ZM95 244V243H94ZM129 244H131V242L129 243ZM128 244V246H132V244L131 245H129ZM142 244H144V246L142 245ZM164 244V245H163ZM18 245H17V247H18ZM22 245H26L25 243L24 244H22ZM21 245V246H22ZM28 245V244H27ZM33 245V244H32ZM37 246V248H39L38 246L40 245L39 243H36V242H34V245L33 246H31L30 245V248H33L34 249V246ZM98 245V246H97ZM99 245H103L102 247H100ZM190 245H192V246H190ZM234 245H236L234 248L232 247V246H234ZM6 246V247H5ZM83 246V248H85ZM92 246V247H91ZM110 246V247H109ZM163 246V247H162ZM170 245L168 244V247H169ZM223 246H227V247H231L232 249H235V248H237V247H239L238 249H240V247H242V249H244L245 251L247 250L248 252H251V251H253V250H250L249 251V248L248 247H245L244 245H238V244H233V243H229V242H226V243H224V245ZM222 246V247H223ZM9 247V248H10ZM20 247V246H19ZM18 247V248H19ZM22 247H24V246H22ZM27 247H29V245L27 246ZM91 247V248H90ZM98 247V249H96ZM100 247V248H99ZM17 248V249H18ZM25 248H26V246H25ZM79 248H81L82 249V246H80V247H78V256H76V259H75V256L74 255H77L76 253H74V251L76 250V249H68V247L67 246H65L64 248H62V249H60L61 250V254L60 255H56V254H54V255H56V256H61V255H64L65 254V257L66 258H69V254L73 251V253H72V256H71V254H70V258L68 259V261H62L61 262V260H66L65 258H63L64 256H62V258L61 257H56V256H53V257H55V258H57L56 259V262H57V264H61V263H63V264H69V262H70V260L72 259V258H74V259H72L71 260V264H89V263H92L93 264V262H95V264H101L102 263V261L103 260H101L100 261V256H102V258L101 259H104V261L105 260H108L110 257L108 256V253H106V249L105 250H103V252L101 253L102 255H98L99 256V258L97 257V255L94 253V252H92L91 253V251L89 252V256H90V253H91V256L89 257V259L90 258H92L94 255H96V256H94V257H96V259L95 260H91V261H89V262H87V260H89L88 259V255L87 256H83V255H81V254H84V253H79L80 252V249ZM103 248V249H102ZM116 248V249H115ZM145 248V249H144ZM163 248V249H162ZM247 248V249H246ZM12 249V248H11ZM23 249L24 248H22V251H21V249H20V252H18V253H15L14 252V254H19L17 257H19L20 256V254H24V251H30V249L28 250V249H26V250H24L23 251ZM32 249V250H33ZM41 251H40V250ZM38 250H39V252H38V254L40 253V252H42V247H40ZM56 249V248H55ZM107 249V250H108ZM147 249V250H146ZM162 249V250H161ZM170 250H172L171 249V247L169 248ZM206 249H208V250H210L209 249V247H207ZM37 250V251H38ZM48 250H50L49 252H52V250H51V248L50 249H46V251L48 252ZM99 250V251H98ZM142 250H146V251H142ZM5 252L4 254H3V252ZM9 251V250H8ZM18 251V250H17ZM33 251H36V249L35 250H33ZM43 251H44V249H43ZM46 251H44L45 252V254L47 255L48 253L46 252ZM55 251V250H54ZM53 251V252H54ZM56 251H57V249H56ZM70 253H69V252ZM140 251H142L141 253H140ZM148 251V252H147ZM10 252V251H9ZM32 252V251H31ZM29 252V256H30V259L29 260H31V261H33L32 260V258H31V255H32V253L34 254H37L36 252ZM44 252H42V254L44 253ZM58 252L60 253V251H59V249H58V251L57 252H55V253H57L58 254ZM82 252V251H81ZM127 251H123L122 253H126ZM145 252H147L146 254H145ZM8 253V252H7ZM27 252H25V255H21V257H23L24 259H25V261L29 258V257H27V254H26ZM31 253V254H30ZM63 253V254H62ZM86 253V254H87ZM122 253L121 252H119V254L117 255V254H114L115 255V257L114 256H112L111 258H113L114 260H115V258H116V255L117 256H119L120 254L122 255ZM154 253V254H155ZM159 253H161L160 255H159ZM170 254L171 253H173L172 251L171 252H169ZM12 254V253H11ZM41 254V255H42ZM51 254V253H50ZM50 254L49 255H40L41 257H39L38 255H33V258L36 256V258L38 257V258H40L39 259V261H37V259H35L34 261H33V263L35 262L36 264L37 263H41V261H42V263L41 264H43V262L46 260V258H47V262H48V258H49V256H50ZM53 254V253H52ZM51 254V255H52ZM66 254H68V255H66ZM103 254H105V255H103ZM106 254H107V256H106ZM145 256V258H144V256ZM163 254V255H162ZM6 255V254H5ZM81 256V258L79 259V257ZM85 255V254H84ZM93 255V256H92ZM120 255V256H121ZM159 255V256H158ZM44 256V257H43ZM46 256V257H45ZM106 256L107 258L105 259L104 257ZM119 256V257H120ZM143 257V259L141 258V262H139L140 260H139V258L138 257ZM158 256V257H157ZM45 259H43V258ZM52 256H50V258H53ZM82 257H85V258H82ZM119 257H117L116 259L117 260H115V262H116V264L119 262L118 260L120 259ZM150 257V256H149ZM2 258V256L0 257V259ZM23 258H21V260H23ZM49 258V260H51ZM54 258V259H55ZM61 258V259H60ZM97 258L99 259V260H97ZM119 258V259H118ZM137 258V259H136ZM156 258V259H155ZM43 259V260H42ZM54 259H52V261H50V264H51V262H52V264H53V262L55 261ZM59 259V260H58ZM79 260V262L80 263H78V260ZM81 259H82V261H81ZM84 259V260H83ZM93 259V258H92ZM59 262H58V261ZM97 260V261H96ZM28 261V260H27ZM30 261V262H31ZM84 261V262H83ZM85 261H86V263H85ZM23 262V261H22ZM30 262H28V263H26V262H24V263H26V264H29ZM61 262V263H60ZM106 262V261H105ZM108 263L109 262H111V263H109V264H115L113 261H112V259L111 260H109V261H107ZM113 262V263H112ZM190 262H192L191 260H190ZM32 263V264H33ZM55 263V262H54ZM31 264V263H30ZM44 264H46L45 262H44ZM56 264V263H55ZM102 264H105L104 262L102 263ZM107 264V263H106ZM119 264H125V263H121V262H119ZM126 264H128V263H126ZM195 264V263H194Z\"/></svg>", "mask_w": 264, "mask_h": 264}, {"label": "crops", "instance_id": "0c3cea01", "mask_svg": "<svg viewBox=\"0 0 264 264\" xmlns=\"http://www.w3.org/2000/svg\"><path fill=\"white\" fill-rule=\"evenodd\" d=\"M262 35H264V30H263V32H262ZM231 62H232V60H230L228 63L227 62H225L224 63V66H225V68L224 69H221L219 72H217V75H218V77L220 76V74L223 72V71H225V69L231 64ZM180 80L182 81V82H184V83H186L193 91H195L196 93H198V91H200L201 90V88H202V80H199V79H197L196 77H190L189 75L188 76H183V77H181L180 78ZM176 103V110H174V113L175 114H179L182 110V108L181 107H179V105H178V102H175ZM178 105V106H177ZM173 138L176 140V141H184V142H187V140H188V138L190 137V134H189V130H187L186 132H184V131H180V130H178L176 133H174L173 132ZM209 138V141H212V143H213V147H214V149H213V159H212V161H216V164L219 166V163H220V161L218 162V157L215 155V140H217V136L215 135V133H214V135L213 136H210V137H208ZM217 143H218V141H217ZM206 153L204 152V155H205ZM219 168H220V166H219Z\"/></svg>", "mask_w": 264, "mask_h": 264}]
</instances>
